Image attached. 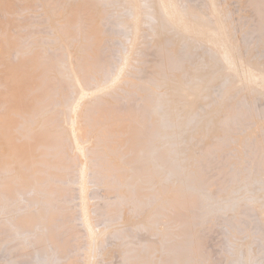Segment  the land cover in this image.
<instances>
[{
    "label": "rangeland",
    "instance_id": "rangeland-1",
    "mask_svg": "<svg viewBox=\"0 0 264 264\" xmlns=\"http://www.w3.org/2000/svg\"><path fill=\"white\" fill-rule=\"evenodd\" d=\"M8 1H9V7L11 6L10 9L13 8V12L15 9L19 10V11L15 10L18 14L16 12L14 13L15 15L17 14L15 19L18 18L17 21L20 23L19 24L20 27L19 26L17 27V29H19L18 31L20 32V33H17V37H19V34H22V35L26 34L25 37L20 35L24 38H22V42L20 43V45H21L20 46V52H19L20 54H18V56L23 55L24 53L26 55L28 54L27 56H29L31 54L33 55L34 52L39 51L38 53H36L34 55L37 56L39 54L38 55L39 57L37 56L36 60H38V59H39L38 61L41 60L40 61L41 63L40 62L38 63V61H37L38 64L36 63V64L32 65L33 63H32V61H30L31 62L30 66L32 65V67H33V68L31 67L32 72H31V70H29V69L28 70L30 71V74H31L34 72L33 70L36 68L35 73H36V71L37 72L39 71V73H36L38 76L41 75V72L43 70L42 75L44 77V82H45V85L50 88L49 89L50 92L45 96V98H47V100H44L42 102L41 106L39 105L41 107V108L39 107L40 110L38 109V111L40 113L36 114L37 113L36 112L33 115L34 117L32 116V118H34V122L32 121L33 119L31 118V116L28 115V118L29 117L31 118V120H29V123L32 124V125H30V124L29 125L31 128L33 127L31 130L32 131L36 130V131L35 132H31V130L26 131L25 129L29 128L28 123L26 121V120H28L26 115H27V113L29 114V112H27L26 115H24L22 117L23 119L20 118L21 120H18L19 119L18 117H20L22 114H24V112H22L24 110V108H22L23 109L22 110L20 108L21 106H18V104L22 105L24 102L28 101V99L33 96L34 91L31 92L33 94L29 93L28 94L29 96H26L25 94L23 96V93H21V91H19V89H16V87L17 88L19 87L21 90L22 87L18 86V85H21L19 83L20 82L19 80H22V78L19 75V77L21 79L18 80L19 77H17L16 79L14 78V80H13L12 77H16L18 75L17 73L20 74V72L18 70V63H20V61H22V59H18V57L17 58L13 57V55H12V57L14 59L12 57L11 58L13 59V61L18 59V63H16L17 61L13 62L11 59L9 60L6 57L2 59V60L6 59V60H4L5 62H3L0 59V79L2 78L3 80H1V82L3 81L5 83L4 84L3 82L2 83L0 82V89H1L0 91L5 92V94H6L5 96H3V98L4 97H5V99L8 98V100H6V102H4L5 99L2 98L3 103H5V104L2 103L3 105L1 104L2 101H0V105H1L0 106V116L2 115L1 117L5 118V120L3 118V121H6V123L11 121V119H12L11 115L12 116L13 115L18 116V117L13 116V118H17V120H18L15 123H14V121H11L14 124L11 122L7 123L8 125L9 124L13 125V126L10 125L9 127L7 126V124L5 122H2V120H1L2 123L0 122V124L1 125L3 123L4 124L2 126L0 125V128L2 127L0 129V131H2L4 129L3 127H5L7 132H14L16 134V132L19 129H22V130H19V131H21L19 133L22 135L23 130H25L24 133H26V134H23L25 136H22V137H23V140L27 139L26 140L27 142H30L33 135H35L37 132H39V130L42 128L45 130L47 129L46 131H47L48 135H47V133H45L46 138L47 137L49 138L50 133H52L53 135H55V134L57 135V136H55L56 138H54V139L51 138V140L56 139V141L58 142V144L56 143V148H54V151L52 152V154L55 152H58V156L56 158L62 157L61 158L62 161L60 163L61 166H59L58 171L60 172V174H62V175L66 174L69 177V181L64 185V187H63V185H60L57 183V185H60L59 187H63L65 189L64 196H66L61 202H58V205L61 207L62 211L67 215L65 222H67V221L70 222L69 223L70 229L72 230V228H75L77 226L76 227L77 232H78L77 239H76L74 244H72L71 242L69 243V245L71 246V249H73L74 253L72 252L71 254H72V257H74L73 260H75L76 264H85L86 263V260L89 257L85 253L86 251H89V254H91L90 260L92 263L94 262V264H108L107 262H110L109 264H155L156 261L158 264H161L160 263L161 261L163 262L162 264H164L165 262H166V264H168V263L179 264L180 261L182 263H185V264H187L188 261H189L188 264H208V263L211 264L210 262H212L214 264H219L220 261H223V264H225V262H226V264H231V263L234 264L235 262L233 261L234 262L233 263L232 259L235 260L237 258L236 260H238V258H240V257L244 258V259L248 258L249 259L248 264H251L252 261H253L252 262L253 264H263V262H264V231H261V233H260V229L258 228V226L261 223H264V222H262V221H264V218H263L264 215L261 214V216H260V215L255 214L254 210L252 209V206H253L252 203L254 204L253 201L264 196V194L262 193V192H264V189L262 188V187H264L263 186L264 183H261V182H264L263 177L261 178V175L264 176L263 175L264 174V167L261 166L262 165L261 162L264 163V158H263V156H264V153H263L264 152V125L262 124V123H264V99H260V95L256 94L254 89H249L248 87L246 88L245 83L244 84L240 83L235 88L233 86L227 85L229 83H230V85L232 84L231 82H229L230 77L228 75H226V78H225V76H222V78H220L219 73H218V71L220 70V64L217 61V59H213L215 57L212 53V50L210 49L211 47L207 46V44L205 45V43L203 44V41L201 43L200 40H197V41L193 40L188 35L185 38H183L184 36H182V34L179 31L176 32L177 30H174L175 28L170 27L171 24L164 22V20L161 19V18H163L162 13L157 8V4H155L156 3L155 0H142V2H143L142 10L147 9L146 10L147 13L143 10L144 13L146 14L145 15L146 17L144 16V13H142L144 16V18H142L143 19L142 23L145 21L144 24H146V25L148 24V25L146 26V25L142 24L143 26H146V27L142 26L141 27V29H143L142 31L140 29V33H142V34L141 35L139 34L138 39L141 38V40H138V41H140V43H138V41H137L138 44L136 45V47H137L136 50L138 49L139 51L137 50V53L135 52V54H134L135 56L134 57L132 56L133 59L130 60L131 64L129 63L131 66L128 67V65H127V67L125 69L126 71L124 70L125 72L123 74H125V75H123V76H125V77H123V76L122 77L126 78V79L124 81H123V79H120L122 81V82L119 81L120 83L118 82L120 84V88L118 87L117 84H116L117 88L115 85L109 86V84H110L109 80H111L113 75L117 72V69H118L117 66H119L118 64H121L123 56L125 55V52H127L126 48H128V46H129L128 44H130L129 43L131 41L130 38H132V37H130L131 35H129V34H132L131 33L132 28L130 29V27H131V23L134 19L133 18L134 16L132 13L133 9L131 8V6L128 7V5L130 4V3L128 4L129 1H127V0H125V1L124 0H101L102 2L99 0H91V1H89V0H44V1L43 0H16V1L8 0ZM11 1L13 4H11ZM108 1H109V3H108ZM223 1H224V6H225V11L227 8V13L225 15L232 22V23H230L231 27L229 24V22H230L229 20H227V21H229L227 23H228L229 27L232 29V32H234V36L239 38V46H241V48L239 47V49H240L241 53H243L245 56L248 57V55L251 53L249 51H252V53L255 51L254 54H252V53L250 54L249 58L250 59L254 58V60H255V57H256V60H258L257 62H259L261 65L262 64L264 65V19H262L264 16H261V14L262 15L264 14V0H259V1L255 0L253 9H251L250 7L253 6L252 2L254 0H251V1L244 0L243 2L244 3L246 2L245 4L242 2V0H240V1L239 0H223ZM122 2H124V3L122 4ZM125 2L128 5H126ZM192 2L195 5H197L199 11L202 14H206L208 16V13H209V15H210V8H209L207 0H192ZM238 2L239 3L242 2L241 6H243L242 4H244V7H246V8H242V7L238 6V5H240ZM256 2H259L258 4H260V5L258 6L257 4H255ZM236 3H237V5H236ZM77 4H79V6ZM155 5H156V7H155ZM234 5H235V7H234ZM40 6H42V7H40ZM144 6H146V7H144ZM230 6H231V9H230ZM255 6H256V8H255ZM260 6H262V7L260 8ZM6 7H8V6H6ZM258 7L260 9H258ZM101 8H102V10L100 11ZM103 8H105V9H103ZM150 8H152V9H150ZM208 8H209V10H208L209 12L207 11ZM233 8H237V9H233ZM248 8L251 11L248 10ZM88 9H89V11H88ZM96 9L97 10L99 9L98 10L99 12ZM155 9H156V11H155ZM238 9L240 11L242 10L241 13ZM243 9H245V10L243 11ZM255 9L259 10V12L257 13V10H255ZM7 10H9V9H7ZM118 10H120V11H118ZM157 10H159L160 12L159 11L157 12ZM230 10H232V11H230ZM4 11H5V14H3L4 16L6 14H9V15H11V14L8 13V11L6 12V8H5V10L3 9L2 11H0V13H1L0 14V29H1V31H0V37H1L0 38V44L5 49H7V47H5V46L8 45V43H9L8 41H10V40H8V38H10V39L14 38L13 36L16 35L17 29L15 26L18 25V22L16 23L17 25H15L16 21L14 22V20H13L14 24L11 22L10 19H9V21L11 23L6 21V20H8V18L14 19L15 15L13 14L14 16L11 15L9 17H8V15H6V17L4 18V16L2 15V12L4 13ZM25 11L26 12L28 11V12L26 13ZM238 11H239V13H238ZM248 11L250 13H246ZM155 12H156V14H154L155 16L153 17L152 13H155ZM231 12H232V14H231ZM243 12H245L247 15H245ZM235 13L239 14L240 18L237 17L238 15L235 16L236 15ZM242 13L244 16L242 15ZM65 14H67L68 16H65ZM97 14H98V17H97ZM248 14H249V16H248ZM258 14H260V15H258ZM28 15H30V16H28ZM76 15H77V19H76ZM149 15H151V16L149 17ZM156 15L157 16L159 15L158 18L160 19V21ZM233 16H235V17H233ZM250 16L252 18L249 19ZM254 16H257V17L255 18ZM231 17H233V19ZM1 18L2 19L4 18V19L2 20ZM58 18H60V19H58ZM53 19L55 20L54 22H53ZM129 19L132 21L131 22L128 21ZM48 20H49V22H48ZM73 20H75V21L73 22ZM97 20H99V21L96 22ZM161 20H163V21H161ZM238 20H239V22H238ZM241 20L243 22L245 20V23L240 24V22H242ZM248 20L249 21L251 20V21L249 22ZM260 20H262L263 23L260 22ZM32 21H33V23H32ZM52 22H53V26H52ZM95 22H96V24H95ZM234 22L237 24H235ZM254 22H255V24H254ZM165 23H167V24H165ZM11 24H13L14 26L13 25L11 26ZM24 24H25V26H24ZM150 24H151V26H150ZM158 24H159V26L160 25H162V26L159 27ZM97 25H98V27H97ZM119 25H121V26H119ZM122 25H124L125 27ZM163 25H164V27H163ZM246 25H249V27H251V28L249 29V27L248 26L246 27ZM156 26L158 27L157 29L154 28ZM165 26H167L168 28H165ZM12 27H14L15 28L14 30H16V31H14L15 34H13V32H12L13 31ZM53 27H55L56 29ZM24 28L26 30H24ZM149 28L152 31H150ZM20 29L22 31H20ZM158 29H160V32L159 31H157V32L160 34H158L156 32V30H158ZM162 29H164V30H162ZM166 29H169L170 31L166 30ZM9 30L11 31L10 34L8 33V32H10ZM56 30L58 32L60 30V33H58ZM235 30H236L237 34H235L236 33ZM238 30H239V32H238ZM4 31L5 32L7 31V32L5 33ZM53 31L55 32L54 34H53ZM242 31H244L245 33ZM22 32L23 33L25 32V33L23 34ZM172 32H173V35H172ZM249 33H250V35H249ZM56 34H58V35H56ZM65 34H66V36H65ZM246 34H247V36H246ZM151 35H153L155 37L152 38L153 36L150 37ZM179 35L181 36V39H178V38H180ZM160 36H162V37H160ZM250 36H253V37H250ZM145 37H147V38L145 39ZM187 37H189V38H187ZM58 38H61V39H58ZM101 38H102V41H101ZM123 38H124L126 43L124 42ZM126 38H127V40H126ZM142 38H143V40H142ZM255 38L257 41L256 40L254 41ZM154 39L156 40L155 43L153 42V41H155ZM157 39H161V40H158V42H157ZM260 39H261V41H260ZM128 40H130V41H128ZM45 41H47V42H45ZM60 41L61 42L64 41V43H61ZM192 41H194V42L191 43ZM151 42H153L154 44ZM160 42H163V43H160ZM186 42H188V43H186ZM241 42H242V44H241ZM67 43H69V44L67 45ZM22 44H23V46H22ZM73 44H74V46H73ZM78 44H79V46H78ZM126 44L128 45L127 47H126ZM141 44H144V45H141ZM176 44H178L179 46ZM199 44H201V45H199ZM252 44L255 46V48L250 47V48H253V49H250L249 46H252ZM189 46H191V47H189ZM65 47H67V48H65ZM73 47H74V50H73ZM173 47H174L175 52L173 50ZM176 48H178V49H176ZM203 48H204V50H203ZM248 48H249V50L247 51ZM97 49H98V54L96 52ZM199 50L202 52H200ZM69 51H72V52H69ZM73 51H75L76 53ZM155 51H156V53H154ZM68 52H69V55H68ZM246 52H248V53H246ZM71 53L73 55H70ZM202 53H203V55H202ZM74 54H76L75 57H74ZM185 54H186V56H185ZM197 54H199V55H197ZM206 54H207V57H206ZM155 55H156V59H154V61H152ZM68 56L69 57L71 56V58L69 59ZM207 58L209 61L207 60ZM67 59L71 61V67H69L70 65H68V64L70 63V61H68ZM205 59L209 63H211L212 60H214V62H212L213 64L218 62L215 65L218 66L219 68L216 66H213L212 63L210 65H209V63H208V65H206L207 62ZM85 60L87 63L89 73L91 74L87 78L81 77L82 75L80 72V62L85 61ZM138 60H140V61H138ZM261 61H262V63H261ZM11 62L15 63V65L16 64L17 65L14 66V64H12ZM9 63H11L14 68H12V65L10 64L11 65L10 66ZM5 64L8 65V66L7 65L6 66L9 69L5 66ZM152 64H153V68L155 65L154 73H148L147 74L148 71L153 70ZM40 66H41V68H40ZM136 66H138V67H136ZM38 67L40 69H37ZM4 68L7 70L5 71ZM71 68H73L74 70H72ZM127 68H129V70ZM201 68H202V70H201ZM211 68H213V73H212ZM214 68H216L215 72L217 71V73L214 72ZM14 69H16V70H14ZM26 69H27V67H26ZM8 70H12L15 73L14 74L11 71H9V72H11V74H13V76L10 78H9L10 75H7V74H9V73H7ZM15 71H18V72H15ZM76 71H77V73H76ZM205 71H207L208 73L210 71L212 73V74L209 73L210 76L215 75L214 79L220 78V80L215 79V81H214L213 76L210 77L208 75V73ZM4 72H6L7 74H5ZM63 72H65V73H63ZM78 72L80 73L81 76H79ZM199 72H201V74ZM3 73H4V75H3ZM74 73H76L78 75V77H80L79 79H80L81 84L88 87L89 89H96V88L100 87L98 90H96V92L97 91L99 92V90L101 89L102 83L104 85H106V84L108 85L107 86L108 88L106 89L107 92L106 91L102 92L103 87L106 88L105 86H103L102 90H100V94L98 92H97L98 95L96 94V92H95V94L93 93L94 99L89 96V97H87L89 99L86 98L87 100L84 98L83 102H86V103H83V102L80 103L82 110L79 109V111L82 113L79 112V115H80L79 117L83 121L81 123L83 128H82V131L80 132L81 135L78 134L79 137L81 136L80 139L77 135L78 140H80L81 144L84 143L85 144L84 146L88 145V147L89 146L91 147V148L86 147V149H85L86 154L84 153V156H80V159H82L84 161L85 158L87 159V157H89L87 160H85L87 162H84V163H87V164H85V167L88 169L87 170L88 172L86 171L87 172L86 177L88 178V176L90 175L89 178L87 179V181L89 183V189H90L89 202H90V204H92L91 205L92 207L90 206L89 208H91L90 211L92 212V217H93V218L91 217V219H94L91 221L95 224V227L97 230V235H98L97 240L99 239L98 243H94L95 240H93V242H92L91 240L86 238V235H85L86 231L84 230V227L78 225V223H80V221H81L79 219V217L81 216V205H80V203H81L80 198L81 197L79 194L80 193V190H79L80 185L78 186L77 184L78 183L81 184V182H80L81 181L80 180L81 179L80 178L81 172L79 171V169H81L82 163H79L80 159L78 157H79L80 153L79 152L75 153V151H77V150H75V148L73 147L72 141H71V136L68 132V126H69L68 123L70 121L71 110H72L71 108H73L74 104L76 103L77 97L80 95V92H78V91H80L78 88L80 86H78L79 83L76 82V80L74 79V77H75ZM176 73L179 74L180 77L179 76L176 77L177 76ZM205 73H207V74L205 75ZM190 74L192 75V77ZM195 74L199 75V77ZM216 74H218L217 77H216ZM1 75L8 76V79H7V77L3 78ZM126 75L130 78L126 77ZM146 75H149V76H146ZM193 75H195V76H193ZM207 76H209V77H207ZM176 78L177 79L180 78V84L182 86H180V84L178 83L179 79L177 80ZM208 78H211V79H208ZM129 79H131L130 82H129ZM161 79H162V81H161ZM165 79H166V81H165ZM204 79L205 80L208 79L209 81L207 80V83H205L206 81ZM212 79H213V81H212ZM226 79L229 80L228 83H225V82H227ZM172 80H174V81H172ZM183 80H184V82H183ZM216 80H218V81H216ZM221 80L223 81L224 84H222ZM132 81H133V83H132ZM134 81H135V83H134ZM169 81H170V83H169ZM202 81H204V82L201 83ZM141 82H143V84ZM158 82H160L161 85ZM208 82L210 84L209 86H208ZM156 83H158L160 86ZM204 83H205L207 89L203 87V86H205ZM190 84H192V85H190ZM199 84L203 85V86L200 85V87L202 86L203 89L201 88L199 90L200 87L197 88V86H199ZM221 84H222V86H221ZM147 85H149V86H147ZM177 85L180 86V88ZM189 85H190V87H189ZM239 85L241 86L240 88L238 87ZM220 86L225 87V88L223 89ZM12 87H14V88H12ZM149 87H151L152 89ZM183 87H186V88H183ZM230 87H231V89H230ZM8 88H9V90H7ZM110 88H111V90L108 91V89H110ZM112 88H113V90H112ZM177 88H178V90H177ZM188 88H189V91L194 90V91H196V93L198 92L197 96L199 98H196L195 96H194L195 98L191 97L190 99H193V100H190V102H189L188 97H183V96H186L187 93L185 95V93L182 92L183 91L182 89H184V92H186L188 90ZM194 88H197L199 91L197 89L195 90ZM159 89H161V90L163 89L162 91L164 93L170 92L169 93L170 96H168V94H163V92L162 91L160 92ZM233 89H236V90H234V92H233ZM14 90H16V91H14ZM155 90L159 91L160 93L156 92ZM164 90H166V91H164ZM176 90H177V93L180 90V92L183 94H181L179 92L178 93L179 95H178L177 93H175ZM8 91H13V92L19 91L18 95H20V93H21L22 98H21V96H20V99L18 98L19 96L15 97L17 95L15 93H12V92H9L11 96L7 95ZM201 91H202V94L205 92V94H204L205 96H203L201 94ZM101 92H102V94H101ZM199 92H200V94H199ZM224 92L227 96L232 95V98L228 99L229 101L227 100L228 97H226ZM103 93H105V94H103ZM13 94H14V96H13ZM241 94H242V96H241ZM160 95H163V96H160ZM233 95H234V97H233ZM6 96H7V98H6ZM12 96L14 99L13 103L11 101ZM175 96H179V97H177V100L175 99L176 98ZM250 96H251V98H250ZM1 97H2V95H1ZM59 97H61L62 99ZM162 97L165 99H163ZM222 97H226V98H222ZM101 98L102 99L105 98L107 100V107H108L109 111L107 113H106V111H100V113L99 112L96 113L97 117L95 116V117L91 118L92 122L86 123V121H85L87 119L86 115L88 114L87 112L90 109V106L94 105L93 103H95L97 100H99ZM184 98H186V99H184ZM15 99L16 100L19 99V101L18 100L16 101ZM182 99H183V102H182ZM194 99L196 100V102H194ZM198 99L200 101H197ZM221 99L223 101H221ZM247 99H248V101H247ZM20 100H22V101H20ZM185 100H187V101L184 102ZM15 101H16V103L18 102L16 104L17 107L15 106ZM103 101H101V102H103ZM191 101H192V103H191ZM19 102H21V103H19ZM188 102L191 105L195 104L196 109L194 106L193 107L191 105L187 106V105H189ZM220 102L222 103L221 105H220ZM46 103H47V105H46ZM152 103H157L159 105V110H161V111H163V109L166 108L168 110L169 116L172 118L171 120L169 119L170 120L169 126H171V127H168L170 129V132L172 131V133L169 132V136H168L169 138L167 139V141L165 143L167 147L171 143L170 144L171 149L169 147L168 148L171 150L172 154L169 155V157L171 156L170 159L168 157H167V159L165 157L164 158L162 157L164 160L168 161V164L166 163V161H163L162 159H160L161 155L159 157V155L157 153L152 151L151 146L154 145L156 142H158V140L161 139L160 134L158 132H155V130L153 129L155 127V125H154L155 122L158 120L157 119L158 115H156V111H154V113H155L154 114L153 111H151L150 109L146 110V108L150 107ZM83 104H84V106H83ZM98 105H99V102H98ZM170 105H172V106L170 107ZM212 105H213V107H212ZM216 105H218L219 110H217V108H215ZM223 105L224 106L226 105L225 108L223 107ZM24 106L25 105H22V107H24ZM48 106L50 108H48ZM9 107L14 109V111L12 109H10ZM13 107H16V109H18L16 115H15V113L11 114V111L16 112L15 111L16 109ZM57 107H59V108H57ZM182 107H183V109L181 110ZM186 107L191 108V109H189L190 113H188V114L186 113L188 111ZM210 107H212V108L210 109ZM244 107H245V109H244ZM20 109H21V111H20ZM200 109H201V111H198ZM230 109H231V112H230ZM111 110H114L115 112L111 113ZM195 110H196V112H195ZM3 111H4V113H3ZM18 111L20 113L22 112L20 116H19ZM42 111H44V112H42ZM182 112H184V113H182ZM206 112H209V113L211 112L210 114H213V112H214V114L210 115L208 113L209 114L208 115ZM205 113H206V115H205ZM7 114H10L9 115L10 121L8 120ZM183 114H184V116H183ZM46 115H47V117H46ZM68 115H70V116H68ZM215 115L220 116V119L218 117V120H217V117ZM37 116H38V118H37ZM251 116H254L255 118L251 117ZM25 117L27 119H25ZM44 117H45V119H44ZM174 117H176V118H174ZM184 117H187L186 120ZM207 117H208V119H206ZM211 117H213V118H211ZM41 118H42V120H40ZM12 120H15V119H12ZM23 120L26 122L24 123ZM199 120H200V122H199ZM20 121L23 124H20L21 123ZM45 121H46V124H45ZM205 121H206V123H205ZM211 121H213V122L215 121V124L213 122L211 123ZM64 122H67V124H65ZM180 122H182V123H180ZM196 122H197V124H196ZM37 123H39V124H37ZM200 123H202V124H200ZM258 123H259V125H258ZM5 124H6V126H5ZM16 124L18 125V127ZM24 124L28 128L23 126ZM198 124H200V127ZM44 125L45 126L49 125V126L48 127L46 126L47 127L46 128ZM197 125H198L199 130L202 132V135L200 134L201 132L196 131V130H198L196 128ZM214 125L218 126L219 128H216V126H215V128H213V131L215 129L216 130L213 133V131H211V130H212V127H214ZM14 126H16L18 129ZM24 127H25V129H23ZM179 127H181V129ZM190 127L193 129H190V131H189L188 129ZM210 127H211V129H210ZM54 128L56 129L55 132H54ZM172 128H173V130H172ZM14 129L16 131H14ZM83 129H86V130H83ZM202 130L204 131V133ZM93 131H94V134H93ZM130 131H135V132H138L140 134L141 139L139 141V149L141 150V152H139V153H141V155H138V153L136 154V152L132 151L129 147L128 135H129ZM150 131H151V133H150ZM218 131H219V133H218ZM253 131H254V134H253ZM3 132L4 131H2L0 133L4 136L7 132H4L5 134H3ZM27 132H30L29 133L30 138L27 137V136H29L27 134ZM190 132L192 133V135H190L191 134ZM216 132H217V135H215ZM246 132H248V134ZM250 132H252V136H251ZM31 133H33V134L31 135ZM83 133L86 135H84ZM193 133L195 136L196 135L197 136L199 135V136L198 137L196 136L197 137L196 138L193 135ZM1 134H0V140L2 141V139H3L5 141V138L6 137L8 138L10 133L9 134L7 133L5 138H2L3 136ZM20 134H17L19 139L22 138ZM167 135L168 134H166V136ZM247 135H249V136L247 137ZM13 136H15L16 138ZM17 136L13 134L12 136L10 135V137H9L10 139L8 138L11 142H13L12 145L10 142V144L8 145L9 147L7 146V148H9L10 150L7 149L6 147H5L6 150L4 148V145L6 146L9 142L8 139H7V141H5V144L2 141L1 145H0V149H1L2 143L4 144L2 146L3 148L1 149V150L4 149L3 150L4 152H2L0 150L1 155L4 153L3 156L0 155V157H3V158H0L1 159L0 161L1 162L6 161L7 163L6 162L5 163L8 166V167L5 166L6 164L4 162H2L0 164V167H1L0 171L4 168V166L6 167V169H8V171L6 169H4V171H1L0 173L4 174L6 176L8 174H11L10 175L11 177L9 175L6 177V179H8V177H9V180L11 182L9 184L11 187L8 186L10 188V195H12V193L14 192L13 189L19 184V183H16L15 180H17L19 182V178L21 176H23V174H24V173L21 174V172H25V170H23V167L25 169H27V167H25V166H28V168L30 169V170L29 169L27 170L28 174L34 172V170H35L34 167H32L33 165L28 163L29 159L26 158V155L29 156V154H30V150H28L29 143L27 146V142H25V141L23 142L22 139L19 140L17 138ZM120 136H121V138H119ZM186 136H188V137H186ZM11 137H13V139L14 138L15 139L11 140ZM236 137H239L241 139L236 138ZM234 138H235V140L236 139H239V140L235 141ZM246 138L249 141L245 140ZM259 138H261V139L259 140ZM88 139H90V140L88 141ZM91 139H93V141H91ZM183 139L185 140V142H187V144L184 142ZM44 140H45V138H44ZM207 140H208L209 144H208ZM90 141H91V143H90ZM21 142L23 145L25 143L24 146L26 148L24 146H22V148H21L20 145H18V144H21ZM188 142H189V145L193 148L188 146ZM258 142H261V144ZM92 143H94V144H92ZM191 143H192V145H191ZM233 143L235 145H237L238 147L234 146ZM256 143L258 145H256ZM14 144L18 145V146L16 145L17 150H16V148H15L16 146H14ZM185 145H186V147H185ZM259 145L262 146V148L259 147ZM12 146H14L13 152L17 153V155L15 153L16 156H14V158L16 157L15 160H14V158H13V160H12V158H10L11 156L14 155V153L10 154L12 152V150H11ZM19 147H20V149H19ZM103 147H105L106 151ZM239 147H241V148H239ZM254 147H256V149ZM258 147H259V149H258ZM14 148L16 151L14 150ZM65 148H66V150H65ZM21 149H22V151H20ZM186 149H188V150H186ZM257 149L259 151H257ZM24 150H25V152H24L25 153V160L23 159V157H24L23 151ZM26 150H28L29 152H27ZM189 150L190 151L192 150V154L194 155V157L189 152ZM237 150H238V152H237ZM260 150L263 154L262 155L263 159H260V157H261ZM69 151H70V153H69ZM7 152L10 155H6ZM18 153H23L22 154L23 157H20V154H18ZM71 153H75V155L74 154L72 155ZM183 153H184V155H183ZM220 154L221 155L223 154V155L221 156ZM255 154H258V155L260 154V156L255 155ZM5 155L7 157L9 156L10 159L9 158L8 159L10 161L12 160L13 162L14 161L16 162L17 160L20 159L16 163L14 162V164L19 165L20 168L17 167V165H13L11 162L10 163L13 166L12 165L9 166V164H8L9 160H7V158H4ZM128 155H129V157H128ZM122 156L124 157V159ZM125 156H126V158H125ZM253 157L255 159L258 158L259 160L258 159L255 160ZM21 159H22V161H21ZM82 160H81V162H83ZM161 160L164 163H162ZM192 160H194V161L192 162ZM257 160H258V163H257ZM241 161H243V162H241ZM116 162H118V163H116ZM214 162H216V163L214 164ZM21 163H22L23 167H22V165H20ZM107 164L109 166H107ZM111 164H112V166H111ZM126 164H128V165H126ZM190 164H192V166ZM1 165H4V166H1ZM122 165H124V166H122ZM189 165L191 166V168L194 171L191 170ZM14 166H16L17 168ZM78 166H80V167H78ZM104 166H106V167H104ZM116 166H118V167H116ZM164 166H165V168H163ZM129 167L131 168V170ZM187 167H188V169L190 168V171L187 169ZM251 167H253V168H251ZM18 168L21 169V172L17 171ZM117 168H118V170H116ZM133 168H134V170H133ZM227 169H228V171H227ZM103 171H104L105 175H104ZM113 171H114V174L111 175L110 173L111 172L113 173ZM119 171L121 172L122 180L120 179L121 177H120ZM165 171H166V173H164ZM186 171L189 173H187ZM3 172H5V173H3ZM144 172H146V173H144ZM193 173H195L196 174L195 176H197V177H195ZM144 174H145V176H144ZM16 175L19 177H17ZM160 175H161V177H160ZM256 175L259 179L256 177ZM112 177H114L116 179V182H115V179ZM130 177H132V178H130ZM146 177H147V179H146ZM194 177L197 179V182H196V179ZM251 177L253 178V181H252ZM78 178H79V180H78ZM168 178H169V180H168ZM260 178H261V181H260ZM148 179H150V181ZM178 179H179V181H178ZM241 179H242V181H241ZM256 179H257V181H256ZM144 180L148 181L150 183L148 184V183L144 182ZM174 180H176V181H174ZM243 181L245 182L246 185L243 183ZM258 181H260V182H258ZM2 182H4V179ZM2 182L0 181V183H2ZM103 182H105V183H103ZM120 182H123V183H120ZM174 182L176 184H174ZM239 183H240V185L242 184V186H240ZM251 183H253V184H251ZM115 184H116V186H115ZM119 184H120V187L118 186ZM143 184H145L144 187H142ZM193 184L196 187L192 186ZM148 187H150V188H148ZM191 187H193V188L191 189ZM240 187H242V188H240ZM246 187H247V189H246ZM1 188H0V190H1ZM99 188H101V189H99ZM143 188H144V190H143ZM188 188H189V191H188ZM243 188H245V189H243ZM102 189H104V190H102ZM148 189H151L150 190L151 192ZM237 189H238V191H237ZM126 190H127V192H126ZM198 190H199V192H198ZM254 190H257V191L255 192ZM147 191L150 194H148ZM245 191H246V193H245ZM257 192H258V194L261 193L262 196H258ZM119 193H121V194H119ZM254 193H256V194H254ZM246 194H248V195L246 196ZM145 195H147L148 198L145 197ZM219 195L220 196L222 195L221 196L222 198ZM218 196H219V199H218ZM254 196H256V198ZM248 197H250V198H248ZM166 199H167V202H166ZM220 199H222V200H220ZM226 199H228V200H226ZM237 200H238V202H237ZM30 202H33V204ZM117 202L120 204H118ZM225 202H227V203H225ZM121 203L124 205L121 206ZM1 204H2V202L0 201V218H1L0 224L1 225L4 222L6 223L7 221H9L11 219V214H13L16 210H19V208H23L25 211L40 210L42 212L43 218L46 219L47 213L44 212V209L46 208V206H47V209L50 207L48 203L41 202L40 200L33 199V198L27 199V201L22 202V204H20L18 206H15V204H13V203H11V206L9 205L10 207L9 206L6 207L4 205L1 206ZM102 204L104 205V208L106 209L105 212H103V213H104V215L105 214L106 215L104 218L99 220L97 215H96V212H95L97 210V209H95L96 208L95 206H99V205L101 206ZM117 206H121V207L119 208ZM206 206H208V207H206ZM248 208L249 209L251 208L250 209V211H251L250 217L251 218L249 217L250 221H248V218H247L250 215V213H249L250 211ZM229 209H231L232 212ZM148 211H149V213H148ZM190 211H192V212H190ZM213 212H215L216 214L214 215ZM145 213H147L148 215ZM231 213H233V214H231ZM202 214H206V215H202ZM124 215H126V219H124ZM144 215L148 219L145 218ZM262 215H263V217H262ZM20 216L21 215H19V217ZM209 216L211 218H214V217L215 218L211 219ZM242 216L245 220L248 221V223H245L247 221H245V220L243 221V218H240ZM245 216H246V218H245ZM153 217H154V220H153ZM151 219L154 221V223L151 222ZM209 219H211V220H209ZM131 220H134V221H131ZM231 220H233V221H231ZM202 222H203V224H202ZM210 223H211V225L209 226ZM244 223L246 224V226H248V230H247V227L245 226ZM143 224H145V226ZM192 224H195V225H192ZM158 225H160V226H158ZM124 226L126 228L129 227L128 228L129 230L127 229V231H126ZM161 226H162V228H160ZM144 228H145V230H143ZM156 228H159V229L157 230ZM3 229H2V227L0 228V245H1L0 246V264L1 263H3V264L12 263L13 260L15 261L17 259L18 260L24 259V256L26 255L23 253L24 251H28V253H33L35 249H38V247H40L42 245L45 246L44 249L48 254V255L46 254L45 258L42 259V261H41L42 263H53L52 260L54 258L56 261H59V262L61 261L60 260V258H62L61 253L57 254L58 258H56V254L51 253L53 251V249L50 247V241L49 240L44 241L42 243V245L41 244L33 245L32 241H31L32 238H29L30 235H33L32 233H30L29 235H25L23 239H20L22 232L19 228L13 229L12 227H10L6 231H3ZM153 229H155L157 231V233H155V230L153 231ZM176 229H177V231H176ZM164 230H166V232ZM194 231H195V233H194ZM230 231H232V232H230ZM238 231H239V233H238ZM250 231H252V232H250ZM112 232H120V235L109 239L108 235ZM143 233H144V235H142ZM243 233H244V235H243ZM155 235H157L160 238H158ZM249 235L251 236V238H249L250 237ZM8 236H10V237L7 238ZM144 236H145V238H144ZM156 237L158 239H156ZM163 238H165V240ZM221 238H223V239H221ZM101 239H103V240L101 241ZM97 240H96V242H97ZM243 240L244 241L246 240L245 241L246 244H245V242H242ZM249 240L251 242L253 241L252 244L250 243ZM151 241L154 243H152ZM165 241H168V242L164 243ZM21 242H27V244L24 245L25 247L21 248V246H20ZM156 242H158V243L155 244ZM234 242L236 244L238 242V244L236 245ZM125 243H126V245H125ZM130 243H132V244H130ZM163 243H164V246H166V247L163 246ZM241 243H242V245H241ZM247 243H249L248 246H247ZM133 244H135V245H133ZM143 244H145V245H143ZM187 244L189 246L188 252L186 253V255L185 254L182 255L181 251L179 249L183 245H187ZM112 245H114V246H112ZM139 245H141V246H139ZM149 245H150V247H149ZM154 245H155V247H154ZM86 246H87V248H86ZM92 246H93V249H91ZM146 246H148V247H146ZM241 246H243V247H241ZM244 246H247L248 248L244 247ZM145 247L147 249H150V251L146 250ZM109 248H111L113 252ZM154 248H155V250H153ZM159 248H162V249L159 250ZM132 249H133V251H132ZM164 250L167 251V253ZM170 250H172L173 252L171 251V253L169 254L168 252H170ZM206 250H207V252H206ZM262 250H263V252H262ZM211 252L215 253V254H212L213 257L210 254ZM246 252L247 253L249 252L248 254H250V255L248 256V254ZM252 252H253V254H252ZM172 253H174V255L177 256V258H175ZM110 254H111V256H110ZM167 254H169L171 256V258ZM150 255H153V256H150ZM210 255H211L212 260L210 259ZM230 256H231V258H230ZM183 257H185V258L183 259ZM228 257H229V259H226ZM108 258H110V259L108 260ZM151 258L152 259L154 258V259L152 260ZM230 259H231V261L229 262ZM250 259H251V261H250ZM106 260H108V261H106ZM194 260H195V262H193ZM218 260H219V262H218ZM142 261H143V263H142ZM258 261H260L262 263H257ZM111 262H114V263H111ZM31 263H32V261H31ZM61 263L67 264V263H63V260ZM220 263H222V262H220Z\"/></svg>",
    "mask_w": 264,
    "mask_h": 264
},
{
    "label": "bare ground",
    "instance_id": "bare-ground-1",
    "mask_svg": "<svg viewBox=\"0 0 264 264\" xmlns=\"http://www.w3.org/2000/svg\"><path fill=\"white\" fill-rule=\"evenodd\" d=\"M14 1H16V0H14ZM44 1V0H43ZM89 1H91V0H89ZM88 1V2H89ZM99 1H101V0H99ZM125 1V0H124ZM127 1H129L128 2V4H126V2ZM126 2H125V4L126 5H128V7H130L131 6V8L133 9V11H132V13H133V21L132 20H128V21H132V23H131V27H130V29L132 30V34H129V35H131L130 37H132V38H130L131 39V41L130 40H128V41H130L129 43L130 44H126V47L128 46V48H126L127 49V52H125V55L123 56V59H122V61H121V64H118L119 66H117V72L113 75V77H112V79L111 80H109L110 81V84H109V86L110 85H115L116 86V88H117V85H118V87L120 88V82L119 81H121L120 79H123V81L126 79V78H123V77H125V76H123V75H125V74H123L126 70V67H127V65H128V67L129 66H131L130 64V60L131 59H133V57L135 56L134 54H135V52L137 53V50H136V45L138 44V43H140V41H138V40H141V38L140 39H138V37H139V34L141 35L142 33H140V29H141V27L143 26V25H146V24H144V22L142 23V18H144V16L146 15L145 13H144V11L146 12V10H142V4H143V2H142V0H127ZM208 1V5H209V8H210V15H209V13H208V16L206 15V14H202L200 11H199V9H198V7H197V5H195L193 2H192V0H155V4H157V8L161 11V13H162V17L163 18H161V19H163L164 20V22H167V23H169V24H171L170 25V27H173V28H175L174 30H177L176 32H180L181 34H182V36H184L183 38H185L187 35L188 36H190L193 40H195V41H197V40H200L201 41V43H202V41H203V44L205 43V45L207 44V46H210L211 48V50H212V53H213V55H214V57L215 58H213V59H217V61L219 62V64H220V70L218 69L219 67L218 66H216L215 64L216 63H218V62H216L215 64H213L212 62H214V60H212V65L213 66H216V67H218L217 69L219 70L218 71V73H219V76H220V78H222V76H225V78H226V75H228L230 78V81L229 80H227V82H225V83H228V81L229 82H231L232 84L230 85V83L229 84H227V85H229V86H233L234 88L235 87H237V85L238 84H240V83H245V86H246V88L248 87L249 89H254L255 90V93L256 94H259L260 95V99H264V65L262 66L259 62H257L258 60H256V57H255V60H254V58L253 59H250L249 57H250V54L252 53V51H249V52H251L249 55H248V57L247 56H245L243 53H241V51H240V49H239V47L241 48V46H239V38H237V37H235L234 36V32H232V29L230 28L231 27V24L230 23H232L231 22V20H229V18L228 17H226V13H227V8H226V11H225V6H224V1L223 0H207ZM240 1V0H239ZM244 0H242V2H243ZM248 1H251V0H248ZM257 1V0H256ZM259 1V0H258ZM6 2V3H5ZM29 2V1H28ZM31 2V1H30ZM64 2V1H63ZM62 2V3H63ZM77 2V1H76ZM87 2V3H88ZM95 2V1H94ZM102 2V1H101ZM100 2V3H101ZM114 2V1H113ZM234 2V1H233ZM232 2V3H233ZM241 2V3H242ZM254 2H255V0L252 2V4H253V6L252 7H250L251 9H253V7H254ZM24 3V2H23ZM26 3V2H25ZM107 3V2H106ZM108 3H109V1H108ZM124 2H122V4H123ZM226 3V2H225ZM239 3V2H238ZM241 3H239L240 5H238V6H240V7H242V8H246V7H244V4L246 3H244V4H242L243 6H241ZM249 3V2H248ZM259 2H256L255 4H257L258 6L260 5V4H258ZM11 4H13L12 3V1H11ZM17 4V3H16ZM28 4V3H27ZM41 4V3H40ZM76 4V3H75ZM118 4V3H117ZM121 4V5H122ZM146 4V3H145ZM144 4V5H145ZM198 4V3H197ZM24 5V4H23ZM34 5V4H33ZM78 6H79V4H77ZM82 5V4H81ZM80 5V6H81ZM88 5V4H87ZM96 5V4H95ZM119 5V4H118ZM120 5V6H121ZM147 5V4H146ZM230 5V4H229ZM236 5H237V3H236ZM262 5V4H261ZM6 6H8L9 7V1L8 0H0V11H2L3 9L5 10V8H6V12L8 11V13H10L11 15H13L18 9H15L14 10V12H13V8L12 9H10L11 8V6L8 8V7H6ZM39 6V5H38ZM84 6V5H83ZM100 6V5H99ZM116 6V5H115ZM148 6V5H147ZM40 7H42V6H40ZM73 7V6H72ZM76 7V6H75ZM107 7V6H106ZM127 7V6H126ZM144 7H146V6H144ZM155 7H156V5H155ZM234 7H235V5H234ZM237 7V6H236ZM262 6H260V8H261ZM3 8V9H2ZM15 8V7H14ZM99 8V7H98ZM109 8V7H108ZM209 8L207 9V11L209 10ZM238 8V7H237ZM237 8H233V9H237ZM255 8H256V6H255ZM259 7H258V9H260ZM7 9H9V10H7ZM103 9H105V8H103ZM116 9V8H115ZM150 9H152V8H150ZM230 9H231V6H230ZM97 10V9H96ZM99 10V9H98ZM97 10V11H98ZM102 10V8L100 9V11ZM121 10V9H120ZM120 10H118V11H120ZM123 10V9H122ZM127 10V9H126ZM154 10V9H153ZM159 10H157V12L159 11ZM204 10V9H203ZM239 10V9H238ZM245 9H243V11H244ZM248 10H250L249 8H248ZM255 10H257V9H255ZM19 11V10H18ZM35 11V10H34ZM61 11V10H60ZM88 11H89V9H88ZM143 11V12H142ZM155 11H156V9H155ZM159 11V12H160ZM230 11H232V10H230ZM234 11V10H233ZM240 11V10H239ZM239 11H238V13H239ZM242 11V10H241ZM241 11H240V13H241ZM247 11V10H246ZM251 11V10H250ZM262 11V10H261ZM26 12V11H25ZM28 12V11H27ZM26 12V13H27ZM47 12V11H46ZM99 12V11H98ZM122 12V11H121ZM209 12V11H208ZM259 12V10H257V13ZM17 13V12H16ZM32 13V12H31ZM68 13V12H67ZM89 13V12H88ZM123 13V12H122ZM142 13H144V16H143V14ZM147 13V12H146ZM245 15H247L246 13H250L249 11L248 12H243ZM243 13H242V15H243ZM1 14V13H0ZM3 14H5V11H4V13L2 12V15ZM18 14V13H17ZM16 14V15H17ZM48 14V13H47ZM153 14V17L155 16L154 14H156V12L155 13H152ZM231 14H232V12H231ZM236 14V13H235ZM261 14V13H260ZM260 14H258V15H260ZM6 15H8V17L9 16H11V15H9V14H6ZM6 15L4 16V18L6 17ZM15 15V14H14ZM13 15V16H14ZM16 15L14 16V19L13 18H8V20H6V21H8V22H10L9 21V19L11 20V22L13 23V20H14V22H15V25H17L16 23L18 22L17 21V19L18 18H16L15 19V17H16ZM123 15V14H122ZM206 15V16H205ZM238 15V16H237ZM241 15V14H240ZM251 15V14H250ZM254 15V14H253ZM12 16V17H13ZM28 16H30V15H28ZM65 16H68L67 14H65ZM73 16V15H72ZM71 16V17H72ZM151 15H149V17H150ZM157 16V15H156ZM159 16V15H158ZM158 16H157V18H158ZM235 16H237V17H239V14H236ZM235 16H233V17H235ZM244 16V15H243ZM248 16H249V14H248ZM261 16H264V14L262 15L261 14ZM64 17V16H63ZM97 17H98V14H97ZM146 17V16H145ZM233 17H231L232 19H233ZM236 17V18H237ZM246 17V16H245ZM244 17V18H245ZM255 18L257 17V16H254ZM3 18V19H4ZM51 18V17H50ZM61 18V17H60ZM60 18H58V19H60ZM228 18V19H227ZM240 18V17H239ZM250 18H252L251 16L249 17V19ZM254 18V19H255ZM2 19V18H1ZM2 19V20H3ZM72 19V18H71ZM76 19H77V15H76ZM91 19V18H90ZM119 19V18H118ZM132 19V18H131ZM159 19V18H158ZM262 19H264V17L262 18ZM163 20H161V21H163ZM227 20H229V21H227ZM243 20V19H242ZM241 20V21H242ZM5 21V20H4ZM41 21V20H40ZM55 20L53 19V22H54ZM71 21V20H70ZM75 20H73V22H74ZM99 20H97L96 22H98ZM115 21V20H114ZM127 21V22H128ZM158 21V20H157ZM159 21H160V19H159ZM158 21V22H159ZM249 21V20H248ZM251 21V20H250ZM249 21V22H250ZM10 22V23H11ZM38 22V21H37ZM48 22H49V20H48ZM53 22H52V26H53ZM96 22H95V24H96ZM227 22H229V24H230V27H229V25H228V23ZM236 22V21H235ZM234 22V23H235ZM238 22H239V20H238ZM260 22H262V20H260ZM27 23V22H26ZM32 23H33V21H32ZM78 23V22H77ZM84 23V22H83ZM126 23V22H125ZM160 23V22H159ZM167 23H165V24H167ZM243 24V23H245V20H244V22L242 21V22H240V24ZM263 23V22H262ZM5 24V23H4ZM14 24V23H13ZM13 24H11V26L13 25ZM19 22H18V25L17 26H15L16 27V29H17V27L19 26ZM46 24V23H45ZM44 24V25H45ZM60 24V23H59ZM98 24V23H97ZM143 24V25H142ZM235 24H237V23H235ZM254 24H255V22H254ZM7 25V24H6ZM64 25V24H63ZM79 25V24H78ZM148 25V24H147ZM146 25V26H147ZM262 25V24H261ZM14 26V25H13ZM24 26H25V24H24ZM32 26V25H31ZM43 26V25H42ZM55 26V25H54ZM71 26V25H70ZM73 26V25H72ZM119 26H121V25H119ZM122 26H124V25H122ZM146 26H143V27H146ZM150 26H151V24H150ZM158 26H159V24H158ZM162 25H160L159 27H161ZM169 26V25H168ZM239 26V25H238ZM241 26V25H240ZM249 27V25H246V27ZM20 27V26H19ZM57 27V26H56ZM61 27V26H60ZM97 27H98V25H97ZM125 27V26H124ZM129 27V26H128ZM149 27V26H148ZM153 27V26H152ZM163 27H164V25H163ZM169 27V28H170ZM235 27V26H234ZM242 27V26H241ZM254 27V26H253ZM13 28V34H15L14 33V31H16V30H14L15 28L14 27H12ZM53 28H55V27H53ZM154 28H158L157 26L156 27H154ZM165 28H168L167 26H165ZM164 28V29H165ZM237 28V27H236ZM235 28V29H236ZM245 28V27H244ZM251 27H249V29H250ZM11 29V28H10ZM23 29V28H22ZM39 29V28H38ZM56 29V28H55ZM126 29V28H125ZM164 29H162V30H164ZM171 29V28H170ZM246 29V28H245ZM7 30V29H6ZM19 29H17V32H16V35H14L13 37L14 38H8V40H10V41H8L9 43H8V45H6L5 47H7V49H5L1 44H0V59L2 60L3 58H7V59H11L12 61H13V57H18V59H22V61H20V63H18V59H16V60H14L16 63H18V70H19V72H20V74L19 73H17L18 75L16 76V77H12L13 76V74H11V72L12 73H14L12 70H8L7 71V73H9V74H7L6 72H4L5 74H7V75H10L9 76V78L10 77H12L13 78V80H14V78L16 79L17 77H19V75H20V77L22 78V80H19V79H21L20 77L18 78V80L20 81L19 83L21 84V85H18V86H21L22 88H21V90H20V88L18 87H16V89H19V91H21V93H23V96H24V94L26 95V96H29L28 94L29 93H31V92H33L34 91V94L33 93H31V94H33V96L32 97H30L29 99H28V101H26V102H24L22 105H25L24 107H22V105H20V104H18V106H21L20 108L22 109V108H24V110L22 111V112H24V114H22L21 115V113L19 112V116L20 117H18V116H14V117H18L19 119L18 120H21L20 118H22L24 115H26V113L27 112H29V114L27 113V118H28V115L29 116H31V118H32V116L36 113V114H38V113H40L39 111H38V109H39V107L41 106V104H42V102L44 101V100H47V98H45V96L50 92L49 91V87L48 86H46L45 85V82H44V77H43V75H42V72H43V70H42V72H41V75H37L36 73H39V71L37 72L36 71V73H35V69L33 70L34 72L33 73H31L30 74V71L29 70H31V72H32V65H34V64H36L37 63V61L39 60L38 58V60H36V57L39 55H37V56H35L34 54H36V53H38V52H34L33 53V55L31 56V55H29V56H27L25 53L23 54V55H20V56H18V54H20L19 52H20V43L22 42V38H24L25 37V35L26 34H24L23 32V34L24 35H22V34H19V37H17V33H20L19 31H18ZM24 30H26L25 28H24ZM28 30V29H27ZM69 30V29H68ZM143 29H141V31H142ZM149 30H150V28H149ZM154 30V29H153ZM166 30H169V29H166ZM165 30V31H166ZM173 30V31H174ZM240 30V29H239ZM239 30H238V32H239ZM244 30V29H243ZM0 31H1V29H0ZM10 31V30H9ZM20 31H22L21 29H20ZM57 31V30H56ZM72 31V30H71ZM150 31H152V30H150ZM157 31H159L160 32V29H158V30H156V32ZM170 31V30H169ZM5 32V31H4ZM7 32V31H6ZM5 32V33H6ZM58 32V31H57ZM235 32H236V30H235ZM242 32H244V31H242ZM241 32V33H242ZM251 32V31H250ZM9 34L11 33V31L10 32H8ZM55 32L53 31V34H54ZM58 33H60V30H59V32ZM90 33V32H89ZM144 33V32H143ZM146 33V32H145ZM158 33V32H157ZM156 33V34H157ZM166 33V32H165ZM240 33V34H241ZM245 33V32H244ZM255 33V32H254ZM41 34V33H40ZM39 34V35H40ZM85 34V33H84ZM158 34H160V33H158ZM179 34V33H178ZM177 34V35H178ZM235 34H237V32L235 33ZM239 34V33H238ZM252 34V33H251ZM256 34V33H255ZM254 34V35H255ZM12 35V34H11ZM20 35H22V36H24V37H22V36H20ZM47 35V34H46ZM56 35H58V34H56ZM107 35V34H106ZM155 35V34H154ZM172 35H173V32H172ZM249 35H250V33H249ZM253 35V34H252ZM3 36V35H2ZM6 36V35H5ZM54 36V35H53ZM65 36H66V34H65ZM104 36V35H103ZM153 35H151L150 37H152ZM158 36V35H157ZM163 36V35H162ZM162 36H160V37H162ZM180 36V35H179ZM240 36V35H239ZM246 36H247V34H246ZM4 37V36H3ZM8 37V36H7ZM11 37V36H10ZM60 37V36H59ZM105 37V36H104ZM141 37V36H140ZM155 36H153L152 38H154ZM159 37V38H160ZM250 37H253V36H250ZM1 38V37H0ZM63 38V37H62ZM147 37H145V39H146ZM149 38V37H148ZM158 38V37H157ZM164 38V37H163ZM162 38V39H163ZM187 38H189V37H187ZM262 38V37H261ZM58 39H61V38H58ZM82 39V38H81ZM172 39V38H171ZM178 39H181V36H180V38H178ZM252 39V38H251ZM31 40V39H30ZM43 40V39H42ZM57 40V39H56ZM68 40V39H67ZM123 40H124V38H123ZM126 40H127V38H126ZM142 40H143V38H142ZM155 40V39H154ZM158 40H161V39H157V42H158ZM170 40V39H169ZM187 40V39H186ZM250 40V39H249ZM256 40V38L254 39V41ZM259 40V39H258ZM5 41V40H4ZM28 41V40H27ZM101 41H102V38H101ZM137 41H138V43H137ZM178 41V40H177ZM190 41V40H189ZM257 41V40H256ZM260 41H261V39H260ZM2 42V41H1ZM42 42V41H41ZM45 42H47V41H45ZM57 42V41H56ZM61 42V41H60ZM124 42H125V40H124ZM154 43L156 42V40L155 41H153ZM153 42H151V43H153ZM194 41H192L191 43H193ZM263 42V41H262ZM61 43H64V41H62ZM126 43V42H125ZM153 43V44H154ZM160 43H163V42H160ZM159 43V44H160ZM186 43H188V42H186ZM198 43V42H197ZM251 43V42H250ZM25 44V43H24ZM60 44V43H59ZM66 44V43H65ZM69 43H67V45H68ZM116 44V43H115ZM180 44V43H179ZM195 44V43H194ZM241 44H242V42H241ZM254 44V43H253ZM252 44V46H249V48L250 47H254L255 48V46ZM260 44V43H259ZM54 45V44H53ZM64 45V44H63ZM125 45V44H124ZM141 45H144V44H141ZM176 45H178V44H176ZM190 45V44H189ZM196 45V44H195ZM199 45H201V44H199ZM198 45V46H199ZM249 45V44H248ZM261 45V44H260ZM22 46H23V44H22ZM45 46V45H44ZM73 46H74V44H73ZM78 46H79V44H78ZM139 46V45H138ZM179 46V45H178ZM194 46V45H193ZM192 46V47H193ZM243 46V45H242ZM176 47V46H175ZM183 47V46H182ZM181 47V48H182ZM189 47H191V46H189ZM260 47V46H259ZM61 48V47H60ZM65 48H67V47H65ZM169 48V47H168ZM196 48V47H195ZM198 48V47H197ZM207 48V47H206ZM249 48L247 49V51L249 50ZM262 48V47H261ZM176 49H178V48H176ZM191 49V48H190ZM250 49H253V48H250ZM259 49V48H258ZM257 49V50H258ZM73 50H74V47H73ZM136 50V51H135ZM173 50H174V47H173ZM188 50V49H187ZM203 50H204V48H203ZM245 50V49H244ZM31 51V50H30ZM36 51V50H35ZM64 51V50H63ZM66 51V50H65ZM122 51V50H121ZM139 51V50H138ZM182 51V50H181ZM200 51V50H199ZM69 52H72V51H69ZM69 52H68V55H69ZM73 52H75V51H73ZM96 52H97V54H98V49L96 50ZM173 52V51H172ZM174 52H175V50H174ZM177 52V51H176ZM197 52V51H196ZM200 52H202V51H200ZM260 52V51H259ZM76 53V52H75ZM78 53V52H77ZM87 53V52H86ZM89 53V52H88ZM95 53V52H94ZM122 53V52H121ZM154 53H156V51L154 52ZM153 53V54H154ZM191 53V52H190ZM246 53H248V52H246ZM255 53V51L252 53V54H254ZM96 54V53H95ZM200 54V53H199ZM199 54H197V55H199ZM12 55H13V57H12ZM70 55H73L72 53L70 54ZM75 55L76 54H74V57H75ZM123 55V54H122ZM202 55H203V53H202ZM212 55V56H213ZM31 56V57H30ZM133 56V57H132ZM141 56V55H140ZM153 56V55H152ZM185 56H186V54H185ZM13 59H12V58ZM39 57V56H38ZM69 57V56H68ZM67 57V58H68ZM73 57V56H72ZM142 57V56H141ZM206 57H207V54H206ZM71 58V56L69 57V59ZM137 58V57H136ZM183 58V57H182ZM202 58V57H201ZM204 58V57H203ZM209 58V57H208ZM208 58H207V60H208ZM263 58V57H262ZM154 59H156V55L154 56V58H153V60L152 61H154ZM190 59V58H189ZM4 60H6V59H4ZM4 60H2L3 62H5ZM68 60V59H67ZM66 60V61H67ZM142 60V59H141ZM206 60V59H205ZM204 60V61H205ZM206 60V65H208V61ZM211 60V59H210ZM8 61V60H7ZM13 61V62H14ZM30 61H32V65L30 66V64H31V62ZM41 61V60H40ZM40 61H38V63L40 62ZM68 61H70V60H68ZM79 61V60H78ZM103 61V60H102ZM138 61H140V60H138ZM25 62V63H24ZM75 62V61H74ZM105 62V61H104ZM199 62V61H198ZM12 63V62H11ZM11 63H9V65L11 64ZM37 63V64H38ZM41 63V62H40ZM130 63V64H129ZM134 63V62H133ZM132 63V64H133ZM201 63V62H200ZM211 63H209V65L211 64ZM261 63H262V61H261ZM12 64H14V66H16L15 65V63H12ZM11 64V65H12ZM25 64V65H24ZM138 64V63H137ZM7 64H5V66H6ZM10 65V66H11ZM42 65V64H41ZM60 65V64H59ZM68 65H70L69 67H71V61H70V63L68 64ZM117 65V64H116ZM198 65V64H197ZM196 65V66H197ZM218 65V64H217ZM4 66V67H5ZM8 66V65H7ZM6 66V67H7ZM27 67V69H26V67ZM148 66V65H147ZM166 66V65H165ZM200 66V65H199ZM204 66V65H203ZM32 67V68H31ZM61 67V66H60ZM67 67V66H66ZM74 67V66H73ZM104 67V66H103ZM136 67H138V66H136ZM151 67V66H150ZM185 67V66H184ZM211 67V66H210ZM209 67V68H210ZM8 68V67H7ZM12 68H14L13 67V65H12ZM40 68H41V66H40ZM39 67L37 68V69H40ZM154 68H155V65H154ZM154 68H153V64H152V69L153 70H150V71H148L147 72V74L148 73H154ZM189 68V67H188ZM5 69V68H4ZM9 69V68H8ZM29 69V70H28ZM72 70H74L73 68H71ZM128 70H129V68H127ZM143 69V68H142ZM186 69V68H185ZM212 69V73H213V68H211ZM215 69L216 68H214V72H215ZM7 69H5V71H6ZM14 70H16V69H14ZM125 70V71H124ZM131 70V69H130ZM201 70H202V68H201ZM204 70V69H203ZM209 70V69H208ZM9 71H11V72H9ZM54 71V70H53ZM66 71V70H65ZM71 71V70H70ZM168 71V70H167ZM211 71V70H210ZM209 71V73H211ZM15 72H18V71H15ZM72 72V71H71ZM74 72V71H73ZM80 72H81V75H80V73H79V76H81V77H84V78H87L89 75H91L90 73H89V70H88V67H87V63H86V60L85 61H81L80 62ZM198 72V71H197ZM203 72V71H202ZM205 72H207V71H205ZM2 73V72H1ZM4 73H3V75H4ZM63 73H65V72H63ZM76 73H77V71H76ZM76 73H74V79L76 80V82H78L79 83V85L78 86H80V87H78L79 88V90L80 91H78V92H80V95L77 97V99H76V103L74 104V106H73V108H71L72 110H71V116L70 115H68V116H70V121H69V123H68V132H69V134H70V136H71V141H72V145H73V147L75 148V150H77V151H75L74 149V151H75V153H77V152H79L80 154H79V159H80V156H84V153L86 154V152H85V149H86V147H88V145H86V146H84L85 144L83 143V144H81V142H80V140H78V137H79V135H81L80 134V132L82 131V120H81V118L79 117L80 115H79V109H81V102H83L84 101V98L86 99L87 97H91V98H93L94 99V94H95V92H96V90H98L99 88H96V89H89L88 87H86V86H84L83 84H81V82H80V77H78V75L76 74ZM94 73V72H93ZM129 73V72H128ZM193 73V72H192ZM200 74H201V72H199ZM198 73V74H199ZM208 73V72H207ZM207 73H205V75L207 74ZM209 73H208V75H209ZM211 73V74H212ZM215 73H217V71L215 72ZM15 74V73H14ZM56 74V73H55ZM132 74V73H131ZM146 74V73H145ZM177 74V73H176ZM3 75H1L3 78H6L7 77V79H8V76H3ZM59 75V74H58ZM93 75V74H92ZM140 75V74H139ZM174 75V74H173ZM191 75V74H190ZM195 75H197V74H195ZM195 75H193V76H195ZM204 75V76H205ZM217 75L218 74H216V77H217ZM50 76V75H49ZM57 76V75H56ZM98 76V75H97ZM123 76V77H122ZM146 76H149V75H146ZM160 76V75H159ZM165 76V75H164ZM180 77V75L179 74H177V76L176 77ZM198 77H199V75H197ZM203 76V75H202ZM210 76V75H209ZM209 76H207V77H209ZM213 76V75H212ZM212 76H210V77H212ZM215 76V75H214ZM214 76H213V79H214ZM72 77V76H71ZM122 77V78H121ZM126 77H128L127 75H126ZM174 77V76H173ZM191 77H192V75H191ZM48 78V77H47ZM128 78H130V77H128ZM127 78V79H128ZM164 78V77H163ZM195 78V77H194ZM220 78H215V79H219L220 80ZM59 79V78H58ZM132 79V78H131ZM131 79H129V82H130V80ZM169 79V78H168ZM177 79V78H176ZM179 79V80H178ZM177 80L179 81L178 83L180 84V78H178ZM192 79V78H191ZM208 79H211V78H208ZM207 79V80H208ZM213 79H212V81H213ZM215 79H214V81H215ZM1 80H3L2 78L0 79V82H1ZM6 80V79H5ZM4 80V81H5ZM11 80V79H10ZM17 80V81H18ZM97 80V79H96ZM205 80V79H204ZM207 80H205L206 82L205 83H207ZM16 81V80H15ZM159 81V80H158ZM161 81H162V79H161ZM165 81H166V79H165ZM172 81H174V80H172ZM209 81V80H208ZM211 81V80H210ZM216 81H218V80H216ZM3 82V81H2ZM1 82V83H2ZM48 82V81H47ZM75 82V81H74ZM75 82V83H76ZM119 82V83H118ZM122 82V81H121ZM140 82V81H139ZM164 82V81H163ZM168 82V81H167ZM183 82H184V80H183ZM193 82V81H192ZM204 81H202L201 83H203ZM221 82H222V84H224L223 83V81L221 80ZM4 83V82H3ZM73 83V82H72ZM92 83V82H91ZM132 83H133V81H132ZM134 83H135V81H134ZM142 84H143V82H141ZM160 85H161V83L160 82H158ZM158 83H156V84H158ZM169 83H170V81H169ZM177 83V84H178ZM205 83H204V85H205ZM5 84V83H4ZM17 84V83H16ZM117 84V85H116ZM122 84V83H121ZM138 84V83H137ZM153 84V83H152ZM158 84V85H159ZM193 84V83H192ZM192 84H190V85H192ZM222 84H221V86H222ZM159 85V86H160ZM165 85V84H164ZM190 85H189V87H190ZM197 85V84H196ZM200 85H202V84H199V86H197V88L198 87H200ZM210 84H209V82H208V86H209ZM235 85V86H234ZM242 85V84H241ZM2 86V85H1ZM6 86V85H5ZM103 86H105L106 88H104ZM108 85L106 84V85H104L103 83H102V86H101V89L100 90H102V87H103V91L102 92H107V87ZM128 86V85H127ZM138 86V85H137ZM147 86H149V85H147ZM154 86V85H153ZM158 86V87H159ZM169 86V85H168ZM175 86V85H174ZM178 86V85H177ZM180 86H182L181 84H180ZM180 86H178L179 88H180ZM194 86V85H193ZM203 86V85H202ZM202 86L199 88V90L202 88ZM207 86V87H208ZM220 86V87H221ZM7 87V86H6ZM114 87V86H113ZM125 87V86H124ZM165 87V86H164ZM195 87V86H194ZM204 88H206V85L205 86H203ZM211 87V86H210ZM227 87V86H226ZM232 87V88H233ZM239 88L241 87L240 85L238 86ZM5 88V87H4ZM12 88H14V87H12ZM115 88V87H114ZM149 88H151V87H149ZM183 88H186V87H183ZM197 88H194L195 90L197 89ZM221 88H225V87H221ZM245 88V87H244ZM152 89V88H151ZM156 89V88H155ZM191 89V88H190ZM203 89V88H202ZM207 89V88H206ZM222 89V90H223ZM230 89H231V87H230ZM238 89V88H237ZM1 90V89H0ZM7 90H9V88L7 89ZM100 90H99V94H100ZM109 90H111V88L110 89H108V91ZM112 90H113V88H112ZM134 90V89H133ZM154 90V89H153ZM160 90V92L163 90H161V89H159ZM177 90H178V88H177ZM177 90H176V92L175 93H177ZM183 91V93H185V95H186V93H187V95L186 96H183V97H188L189 98V102H190V100H193V99H190L191 97L193 98L194 96L196 97V98H199L198 96H197V93H196V91H194V90H192V91H189V88H188V90L186 91V92H184V89H182ZM198 90V89H197ZM198 90V91H199ZM226 90V89H225ZM228 90V89H227ZM234 90H236V89H233V92H234ZM248 90V89H247ZM246 90V91H247ZM14 91H16V90H14ZM19 91L18 92H13V91H8V94L7 95H10V93L9 92H12V93H15L17 96H15V97H18L19 99H20V96L22 95L21 93H20V95H18V93H19ZM156 92H159V91H157V90H155ZM164 91H166V90H164ZM169 91V90H168ZM189 91V92H188ZM204 91V90H203ZM206 91V90H205ZM3 94H2V93ZM96 92V94L98 95V93ZM102 92H101V94H102ZM154 92V91H153ZM155 92V93H156ZM159 92V93H160ZM163 92V91H162ZM180 92V90L178 91V93ZM237 92V91H236ZM248 92V91H247ZM7 93V92H6ZM11 93V94H12ZM94 93V94H93ZM170 93V92H169ZM169 93H164L163 92V94H168V96H170L169 95ZM172 93V92H171ZM177 93V94H178ZM181 93V92H180ZM183 93H181V94H183ZM210 93V92H209ZM223 93V92H222ZM254 93V92H253ZM69 94V93H68ZM93 94V95H92ZM103 94H105V93H103ZM199 94H200V92H199ZM201 94H202V91H201ZM205 94V92L202 94L203 96H205L204 95ZM224 94H225V92H224ZM223 94V95H224ZM234 94V93H233ZM1 95H2V97H1ZM6 94H5V92H3V91H0V101H2L3 99H5V97L3 98V96H5ZM76 95V94H75ZM174 95V94H173ZM179 95V94H178ZM207 95V94H206ZM226 95V94H225ZM224 95V96H225ZM11 96V95H10ZM13 96H14V94H13ZM13 96L11 97L12 98V103H13V101H14V99H13ZM60 96V95H59ZM93 96V97H92ZM157 96V95H156ZM160 96H163V95H160ZM159 96V97H160ZM167 96V95H166ZM172 96V95H171ZM241 96H242V94H241ZM176 98V100H177V97H179V96H175ZM182 97V98H183ZM194 97V98H195ZM226 97H228L227 98V100L228 99H231L232 98V95H229V96H227L226 95ZM226 97H222V98H226ZM230 97V98H229ZM233 97H234V95H233ZM249 97V96H248ZM3 98V99H2ZM6 98H7V96H6ZM10 98V99H11ZM21 98H22V96H21ZM59 98H61V97H59ZM75 98V97H74ZM156 98V97H155ZM163 98V97H162ZM169 98V97H168ZM213 98V97H212ZM250 98H251V96H250ZM249 98V99H250ZM19 99H17L18 101H19ZM62 99V98H61ZM87 99H89V98H87ZM86 99V100H87ZM105 98H101V99H99V100H97L95 103H93L94 105H92V106H90V109L88 110V114L86 115V117H87V119L85 120L86 121V123L88 122V123H90V122H92V119L91 118H93V117H95L96 116V113H100V111H106V113L109 111L108 110V107H107V100L105 101L104 100ZM163 99H165V98H163ZM184 99H186V98H184ZM6 100H8V98L7 99H5L4 100V102H6ZM16 100V99H15ZM16 100V101H17ZM24 100V99H23ZM92 100V99H91ZM90 100V101H91ZM104 100V101H103ZM146 100V99H145ZM168 100V99H167ZM173 100V99H172ZM10 101V102H11ZM16 101H15V106L17 107V103H16ZM20 101H22V100H20ZM89 101V100H88ZM101 101H103V102H101ZM187 100H185L184 102H186ZM197 101H200L199 99L197 100ZM221 101H223L222 99H221ZM229 101V100H228ZM232 101V100H231ZM247 101H248V99H247ZM252 101V100H251ZM98 102H99V105H98ZM182 102H183V99H182ZM188 102V103H189ZM194 102H196V100L194 99ZM225 102V101H224ZM262 102V101H261ZM3 103V101L1 102V104ZM19 103H21V102H19ZM51 103V102H50ZM83 103H86V102H83ZM103 103V104H102ZM164 103V102H163ZM176 103V102H175ZM187 103V104H188ZM191 103H192V101H191ZM226 103V102H225ZM233 103V102H232ZM252 103V102H251ZM3 104H5V103H3ZM2 104V105H3ZM102 104V105H101ZM186 104V105H187ZM197 104V103H196ZM219 104V103H218ZM222 103L220 102V105H221ZM224 104V103H223ZM227 104V103H226ZM13 105V104H12ZM40 105V106H39ZM46 105H47V103H46ZM162 105V104H161ZM191 104L189 103V105H187V106H190ZM252 105V104H251ZM1 106V105H0ZM63 106V105H62ZM83 106H84V104H83ZM165 106V105H164ZM172 105H170V107H171ZM192 107L194 106L195 107V104H193V105H191ZM217 106V107H216ZM215 106V108H217V110H219L218 108V105H216ZM226 106V105H225ZM225 106L223 105V107L225 108ZM12 107V106H11ZM16 107H13V108H15L16 109ZM161 107V106H160ZM212 107H213V105H212ZM212 107H210V109L212 108ZM4 108V107H3ZM2 108V109H3ZM10 108V107H9ZM19 108V107H18ZM41 108V107H40ZM48 108H50L49 106H48ZM57 108H59V107H57ZM83 108V107H82ZM86 108V107H85ZM173 108V107H172ZM185 108V107H184ZM187 108V107H186ZM214 108V109H215ZM221 108V107H220ZM258 108V107H257ZM10 109H12V108H10ZM21 109H20V111H21ZM56 109V108H55ZM66 109V108H65ZM151 110V111H153V113H154V111H156V115H158V120L155 122V127L153 128L154 130H155V132H158L159 134H160V136H161V139L160 140H158V142H156L154 145H152L151 147H152V151L153 152H155V153H157L158 155H159V157H160V155H161V158L160 159H162L163 161H166V160H164L163 158L165 157L166 159H167V157L170 159V157H169V155H171L172 153H171V143L169 144V148L166 146V141H167V139L169 138L168 136H169V132H170V129L168 128V127H171V126H169V121L172 119L170 116H169V114H168V110L166 109V108H164L163 109V111H161V110H159V105L157 104V103H152L151 104V106L150 107H148V108H146V110ZM183 109V107L181 108V110ZM189 109H191V108H187V114L188 113H190V111H189ZM194 109V108H193ZM195 109H196V107H195ZM244 109H245V107H244ZM13 111H14V109H12ZM17 110L18 109H16L15 111L16 112H12L11 111V114H13V113H15V115H16V113H17ZM40 110V109H39ZM47 110V109H46ZM82 110V109H81ZM84 110V109H83ZM132 110V109H131ZM177 110V109H176ZM221 110V109H220ZM130 111V110H129ZM158 111V112H157ZM192 111V110H191ZM198 111H201V109L200 110H198ZM212 111V110H211ZM223 111V110H222ZM252 111V110H251ZM9 112V111H8ZM42 112H44V111H42ZM41 112V113H42ZM113 112H115L114 110H111V113H113ZM185 112V111H184ZM184 112H182V113H184ZM193 112V111H192ZM195 112H196V110H195ZM216 112V111H215ZM219 112V111H218ZM230 112H231V109H230ZM229 112V113H230ZM3 113H4V111H3ZM10 113V112H9ZM80 113H82V112H80ZM152 113V114H153ZM179 113V112H178ZM181 113V114H182ZM201 113V112H200ZM207 114L209 113V112H206ZM206 113H205V115H206ZM211 113V112H210ZM209 113V114H210ZM221 113V112H220ZM224 113V112H223ZM46 114V113H45ZM69 114V113H68ZM117 114V113H116ZM155 114V113H154ZM203 114V113H202ZM208 114V115H209ZM213 114H214V112H213ZM213 114H210V115H213ZM218 114V113H217ZM237 114V113H236ZM8 115V120L10 121V118H9V115L10 114H7ZM18 115V114H17ZM82 115V114H81ZM175 115V114H174ZM177 115V114H176ZM186 115V114H185ZM2 116V115H1ZM0 116V117H1ZM13 116L11 115V118L12 119H15V120H12L11 119V121H14V123L15 122H17L18 120H17V118H13ZM50 116V115H49ZM107 116V115H106ZM155 116V115H154ZM182 116V115H181ZM183 116H184V114H183ZM187 116V115H186ZM200 116V115H199ZM216 116V115H215ZM7 117V116H6ZM34 117V116H33ZM36 117V116H35ZM46 117H47V115H46ZM97 117V116H96ZM210 117V116H209ZM214 117V116H213ZM213 117H211V118H213ZM217 117V120H218V117H219V119H220V116H216ZM222 117V116H221ZM251 117H254V116H251ZM4 118V117H3ZM3 118L1 117L0 118V122H1V120H2V122H5L6 123V121H3ZM26 117H25V119H27ZM31 118L29 117L28 118V120H26L27 121V123H28V127L30 128H28L27 126H25V124L23 125V126H25V127H27L28 129H25V127L23 128V129H25L26 131L28 130H31L32 128L30 127V125H32V124H30L29 123V120H31ZM37 118H38V116H37ZM154 118V117H153ZM174 118H176V117H174ZM183 118V117H182ZM185 118V120H186V118L187 117H184ZM202 118V117H201ZM243 118V117H242ZM255 118V117H254ZM7 119V118H6ZM23 119V118H22ZM33 120V122H34V118H32ZM44 119H45V117H44ZM54 119V118H53ZM65 119V118H64ZM170 119V120H169ZM199 119V118H198ZM206 119H208V117L206 118ZM205 119V120H206ZM210 119V118H209ZM4 120H5V118H4ZM40 120H42V118L40 119ZM47 120V119H46ZM103 120V119H102ZM154 120V119H153ZM215 120V119H214ZM230 120V119H229ZM10 121V122H11ZM24 121V120H23ZM26 121H24V123L26 122ZM53 121V120H52ZM55 121V120H54ZM64 121V120H63ZM66 121V120H65ZM98 121V120H97ZM208 121V120H207ZM262 121V120H261ZM1 122V123H2ZM10 122H7V123H10ZM21 122V121H20ZM19 122V123H20ZM32 122V123H33ZM39 122V121H38ZM51 122V121H50ZM199 122H200V120H199ZM198 122V123H199ZM202 122V121H201ZM204 122V121H203ZM213 121H211V123H212ZM235 122V121H234ZM233 122V123H234ZM251 122V121H250ZM6 123V124H7ZM11 123H13V122H11ZM13 123V124H14ZM18 123V124H19ZM44 123V122H43ZM48 123V122H47ZM65 124H67V122H64ZM118 123V122H117ZM180 123H182V122H180ZM205 123H206V121H205ZM210 123V122H209ZM214 124H215V121L213 122ZM4 124V123H3ZM2 124V125H3ZM6 124H5V126H6ZM20 124H23L22 122L20 123ZM30 124V125H29ZM37 124H39V123H37ZM45 124H46V121H45ZM196 124H197V122H196ZM200 124H202V123H200ZM200 124H198L199 125V127H200ZM243 124V123H242ZM263 125H264V123H262ZM1 125V124H0ZM1 125V126H2ZM10 125H12V124H7V126L9 127ZM17 125V124H16ZM27 125V124H26ZM61 125V124H60ZM84 125V124H83ZM117 125V124H116ZM153 125V126H154ZM186 125V124H185ZM194 125V124H193ZM198 125L196 126V128L198 129V130H196V131H198V132H201L200 130H199V128H198ZM204 125V124H203ZM206 125V124H205ZM254 125V124H253ZM258 125H259V123H258ZM13 126V125H12ZM11 126V127H12ZM22 126V125H21ZM45 126V125H44ZM43 126V127H44ZM47 126V125H46ZM45 126V127H46ZM49 126V125H48ZM47 126V127H48ZM51 126V125H50ZM176 126V125H175ZM195 126V125H194ZM215 126L216 125H214V127H212V130L211 131H213V128H215ZM245 126V125H244ZM10 127V128H11ZM14 127H16V126H14ZM17 127H18V125H17ZM16 127V128H17ZM39 127V126H38ZM46 127V128H47ZM54 127V126H53ZM109 127V126H108ZM149 127V126H148ZM263 127V126H262ZM2 128V127H1ZM0 128V129H1ZM5 130H6V128L5 127H3ZM9 128V129H10ZM15 128V129H16ZM178 128V127H177ZM180 129H181V127H179ZM203 128V127H202ZM206 128V127H205ZM216 128H219L218 126H216ZM221 128V127H220ZM2 130V131H4V132H7V130L5 131V130ZM13 129V128H12ZM14 129V131H16ZM18 129V128H17ZM53 129V128H52ZM118 129V128H117ZM149 129V128H148ZM152 129V128H151ZM190 129H193V128H189L188 130L190 131ZM210 129H211V127H210ZM245 129V128H244ZM11 130V129H10ZM19 130H22V129H19ZM17 131L16 132V134L14 133V132H7L8 134H9V137H10V135L12 136L13 134L14 135H16L17 136V134H20L19 132H21V131ZM25 130H23V132H22V135H21V137L22 136H25V135H23V134H26V133H24V131ZM47 130V129H46ZM45 129H40L39 130V132H37L35 135H33V137L31 138V140H30V142H27L26 140H23V137L21 138L22 140H23V142L25 141V142H27V146H28V143H29V148H28V150H30V154H29V156L28 155H26V158H28L29 160H28V163H30V164H32L33 166L32 167H34V172H32V173H30V174H28V172H27V170L29 169L28 168V166H25V167H27V169H25L24 167H23V165H22V163L20 164V165H22V167H23V170H25V172H21V169H19L20 167H19V165H17V164H14V162L12 161L13 160V158H14V156H16L17 155V153L16 152H13V147L14 146H16L17 144H14V146H12V148H11V150H12V152L10 153V154H12V153H14V155L13 156H11L10 158H12V160L10 161L9 159V156L7 157L6 155H10V154H8V152H7V154L5 155V157L4 158H7V160H9V162H8V164H9V166L10 165H17V167H19L18 168V170L17 171H20L21 172V174H23V176H21L19 173V175L21 176L20 178H19V182L17 181V180H15V182L16 183H19L14 189H13V191L15 192H13L12 193V195H10V188L8 187V186H10L9 184L11 183L10 182V180H9V177H8V179H6V177L9 175H11V174H8L7 176L6 175H4V174H2V173H0V181L2 182L3 181V179H4V182H2V183H0V188H1V190H0V201L2 202V204H1V206H11V203H13V204H15V206H18V205H20V204H22V202H24V201H27V199H29V198H33V199H37V200H40L41 202H45V203H48L49 204V208L47 209V206H46V208L44 209V212H46L47 213V218L46 219H44L43 218V216H42V212L40 211V210H37V211H25L23 208H19V210H16L13 214H11V219L9 220V221H7L6 223L4 222L2 225L0 224V228L2 227V229H3V231H6V230H8L10 227H12L13 229H20L21 230V232H22V235H21V238L20 239H23L24 238V236L25 235H29L30 233H32L33 235H30V237L29 238H32V244L33 245H39V244H41L42 245V243L44 242V241H46V240H49L50 241V247L53 249V251L51 252V253H54V254H56V258H58L57 257V254L58 253H61V256H62V258H60V262L59 261H56L55 260V258L52 260V262L53 263H42L41 261H42V259L43 258H45V256H46V254H47V252L45 251V246H40V247H38V249H35L34 250V252L33 253H28V251H24L23 253L24 254H26L25 256H24V259H17V260H13V262L12 263H5V264H62L61 262H62V260H63V263H67V264H76V262H75V260H73V258L74 257H72V252H73V249H71V246L69 245V243L71 242L72 244H74L75 243V241H76V239H77V236H78V232H77V226L75 227V228H72V230L70 229V227H69V221H67V222H65V219H66V214L62 211V209H61V207L58 205V202H61L66 196H64V193H65V189L63 188L64 187V185L69 181V177L66 175V174H60V172L58 171V168H59V166H61V161H62V157L61 158H56L57 156H58V152H55V153H53L52 154V152L54 151V148H56V143L58 144V142L56 141V139L55 140H51V138L52 139H54V138H56L55 136H57L56 134L55 135H53L52 133H50V135H49V138L47 137L46 138V136H45V133H47V131H46ZM55 128H54V132H55ZM83 130H86V129H83ZM90 130V129H89ZM172 130H173V128H172ZM177 130V129H176ZM179 130V129H178ZM204 130V129H203ZM202 130V131H203ZM216 130V129H215ZM214 130V131H215ZM242 130V129H241ZM248 130V129H247ZM2 131H0V132H2ZM9 131V130H8ZM13 131V130H12ZM36 131V130H35ZM35 131H32L31 130V132H35ZM116 131V130H115ZM214 131H213V133H214ZM226 131V130H225ZM228 131V130H227ZM243 131V130H242ZM250 131V130H249ZM3 132V134H5ZM49 132V131H48ZM52 132V131H51ZM66 132V131H65ZM85 132V131H84ZM223 132V131H222ZM240 132V131H239ZM256 132V131H255ZM261 132V131H260ZM6 133V134H7ZM30 132H27V134L29 135V136H27V137H29L30 138V134H29ZM87 133V132H86ZM103 133V132H102ZM117 133V132H116ZM148 133V132H147ZM146 133V134H147ZM150 133H151V131H150ZM170 133H172V131L170 132ZM187 133V132H186ZM191 133V132H190ZM197 133V132H196ZM203 133H204V131H203ZM207 133V132H206ZM212 133V132H211ZM218 133H219V131H218ZM245 133V132H244ZM243 133V134H244ZM247 134H248V132H246ZM251 133V136H252V132H250ZM1 134V133H0ZM6 134L3 136L2 134V138H5V136H6ZM33 133H31V135H32ZM38 134V135H37ZM79 134V135H78ZM84 134V133H83ZM82 134V135H83ZM88 134V133H87ZM93 134H94V131H93ZM112 134V133H111ZM126 134V133H125ZM145 134V135H146ZM166 134H168L167 136H166ZM179 134V133H178ZM201 135H202V132L200 133ZM242 134V135H243ZM253 134H254V131H253ZM259 134V133H258ZM47 135H48V133H47ZM63 135V134H62ZM77 135H78V137H77ZM84 135H86V134H84ZM190 135H192V133L190 134ZM193 135H194V133H193ZM208 135V134H207ZM213 135V134H212ZM215 135H217V132H216V134ZM238 135V134H237ZM256 135V134H255ZM51 136V137H50ZM90 136V135H89ZM95 136V135H94ZM154 136V135H153ZM172 136V135H171ZM177 136V135H176ZM175 136V137H176ZM183 136V135H182ZM195 136V135H194ZM197 136V135H196ZM195 136V137H196ZM199 136V135H198ZM197 136V137H198ZM211 136V135H210ZM249 135H247V137H248ZM260 136V135H259ZM8 137V138H9ZM13 137H15V136H13ZM13 137H11V140L13 139ZM45 138V140H44V138ZM81 137V136H80ZM80 137H79V139H80ZM87 137V136H86ZM96 137V136H95ZM110 137V136H109ZM128 137H129V141H128V144H129V147H130V149L132 150V151H135L136 152V154L138 153V155H141V153H139V152H141V150L139 149V141H140V134L138 133V132H135V131H130V133H129V135H128ZM186 137H188V136H186ZM196 137V138H197ZM208 137V136H207ZM7 137L5 138V141H7V139H8ZM16 138V137H15ZM14 138V139H15ZM17 138L19 139V137L17 136ZM59 138V137H58ZM90 138V137H89ZM92 138V137H91ZM119 138H121V136L119 137ZM153 138V137H152ZM174 138V137H173ZM209 138V137H208ZM207 138V139H208ZM236 138H239V137H236ZM10 139V138H9ZM8 139V144L5 146L4 144H5V141L2 139V141H3V143H2V146L4 145V148L6 147L7 148V146L10 144V140ZM13 139V140H14ZM21 139H19V140H21ZM82 139V138H81ZM85 139V138H84ZM83 139V140H84ZM94 139V138H93ZM93 139H91V141H93ZM154 139V138H153ZM188 139V138H187ZM239 139H241V138H239ZM239 139H236V140H239ZM250 139V138H249ZM252 139V138H251ZM261 138H259V140H260ZM90 139H88V141H89ZM110 140V139H109ZM170 140V139H169ZM184 140V139H183ZM226 140V139H225ZM234 140H235V138H234ZM235 140V141H236ZM245 140H247V138L245 139ZM1 140H0V145H1V142H2ZM66 141V140H65ZM91 141H90V143H91ZM156 141V140H155ZM247 141H249V140H247ZM118 142V141H117ZM127 142V141H126ZM184 142H185V140H184ZM195 142V141H194ZM207 142H208V140H207ZM89 143V144H90ZM152 143V142H151ZM169 143V142H168ZM183 143V142H182ZM186 144H187V142H185ZM206 143V142H205ZM237 143V142H236ZM241 143V142H240ZM250 143V142H249ZM258 143H260L261 144V142H258ZM13 144V142H11V145ZM92 144H94V143H92ZM121 144V143H120ZM145 144V143H144ZM208 144H209V142H208ZM234 144V143H233ZM245 144V143H244ZM243 144V145H244ZM263 144V143H262ZM10 145V146H11ZM18 145H20V147L22 148V146H24L25 145V143H24V145L22 144V142H21V144H18ZM17 145V146H18ZM119 145V144H118ZM173 145V144H172ZM191 145H192V143H191ZM232 145V144H231ZM240 145V144H239ZM256 145H258L257 143H256ZM1 146V149L3 148ZM17 146L15 147L16 148V150H17ZM60 146V145H59ZM92 146V145H91ZM188 146H190L189 145V142H188ZM209 146V145H208ZM213 146V145H212ZM233 146V145H232ZM234 146H237V145H235L234 144ZM248 146V145H247ZM255 146V145H254ZM9 147V146H8ZM20 147H19V149H20ZM25 147V146H24ZM85 147V148H84ZM90 147V146H89ZM88 147V148H89ZM120 147V146H119ZM185 147H186V145H185ZM191 147V146H190ZM189 147V148H190ZM238 147V146H237ZM246 147V146H245ZM259 147H261L262 148V146H260L259 145ZM259 147H258V149H259ZM6 148H5V150H6ZM15 148H14V150H15ZM26 148V147H25ZM24 148V149H25ZM91 148V147H90ZM104 149H105V147H103ZM191 148H193V147H191ZM214 148V147H213ZM236 148V147H235ZM239 148H241V147H239ZM238 148V149H239ZM255 149H256V147H254ZM0 149V150H1ZM7 149H9V148H7ZM95 149V148H94ZM127 149V148H126ZM145 149V148H144ZM184 149V148H183ZM230 149V148H229ZM257 149V151H259ZM4 150V149H3ZM3 150H1L2 152H4ZM10 150V149H9ZM8 150V151H9ZM15 150V151H16ZM28 150H26L27 152H29ZM32 150V151H31ZM65 150H66V148H65ZM125 150V149H124ZM186 150H188V149H186ZM20 151H22V149L20 150ZM19 151V152H20ZM68 151V150H67ZM105 151H106V149H105ZM138 151V152H137ZM183 151V150H182ZM197 151V150H196ZM256 151V150H255ZM263 151V150H262ZM6 152V151H5ZM25 152V150L23 151V153ZM189 152L192 154V150L190 151L189 150ZM220 152V151H219ZM237 152H238V150H237ZM241 152V151H240ZM260 152H261V150H260ZM15 153H16V155H15ZM23 153H18V154H20V157H23V159L25 160V153H24V155L22 156V154ZM69 153H70V151H69ZM75 153H71L72 155L74 154L75 155ZM182 153V152H181ZM189 153V154H190ZM216 153V152H215ZM225 153V152H224ZM255 153V152H254ZM264 153V152H263ZM4 154V153H3ZM3 154L1 155V153H0V155L1 156H3ZM27 154V153H26ZM188 154V155H189ZM196 154V153H195ZM202 154V153H201ZM234 154V153H233ZM69 155V154H68ZM146 155V154H145ZM148 155V154H147ZM183 155H184V153H183ZM182 155V156H183ZM187 155V156H188ZM193 155V154H192ZM221 155V154H220ZM223 155V154H222ZM221 155V156H222ZM255 155H258V154H255ZM262 152H261V157H260V159H263L264 158V156H263V158H262ZM28 156V157H27ZM111 156V155H110ZM127 156V155H126ZM126 156H125V158H126ZM258 156H260V154L258 155ZM18 157V156H17ZM19 157V158H20ZM76 157V156H75ZM86 157V156H85ZM97 157V156H96ZM109 157V156H108ZM123 157V156H122ZM128 157H129V155H128ZM141 157V156H140ZM150 157V156H149ZM163 157V158H162ZM174 157V156H173ZM193 157H194V155H193ZM192 157V158H193ZM240 157V156H239ZM244 157V156H243ZM0 158H3V157H0ZM9 158V159H8ZM16 158V157H15ZM15 158H14V160H15ZM89 157H87V159H88ZM111 158V157H110ZM191 158V159H192ZM206 158V157H205ZM213 158V157H212ZM242 158V157H241ZM254 158V157H253ZM67 159V158H66ZM84 159V158H83ZM86 158H85V160H87ZM106 159V158H105ZM116 159V158H115ZM123 159H124V157H123ZM122 159V160H123ZM128 159V158H127ZM151 159V158H150ZM176 159V158H175ZM190 159V158H189ZM255 159V158H254ZM256 159H258V158H256ZM255 159V160H256ZM1 160V159H0ZM20 160V159H19ZM19 160H17V161H19ZM81 160L82 159H80V162L79 163H82V165H81V169H79V171L81 172H79L80 174H81V184H77L78 186L80 185V187H79V190H80V200H81V203H80V205H81V216L79 217V219L81 220L80 221V223H78V225L79 226H83L84 227V230L86 231V233H85V235H86V238H88L89 240H91L92 242H93V240H95V242L94 243H98V240H97V238H98V235H97V230H96V227H95V224L91 221V220H94V219H91V217H92V212L90 211V209L91 208H89L92 204H90V202H89V195H90V189H89V183H88V181H87V179L89 178V176H88V178L86 177V173L88 172L87 170V168L85 167V164H87V163H84V162H87V161H83V162H81ZM114 160V159H113ZM118 160V159H117ZM161 160V161H162ZM202 160V159H201ZM204 160V159H203ZM218 160V159H217ZM220 160V159H219ZM259 160V159H258ZM258 160H257V163H258ZM16 161V162H17ZM21 161H22V159H21ZM131 161V160H130ZM129 161V162H130ZM162 161V163H164ZM183 161V160H182ZM188 161V160H187ZM194 160H192V162H193ZM2 162H4V161H2ZM1 161H0V164L2 163ZM6 162V161H5ZM4 162V163H5ZM12 164H11V163ZM15 162V163H16ZM99 162V161H98ZM106 162V161H105ZM119 162V161H118ZM118 162H116V163H118ZM125 162V161H124ZM132 162V161H131ZM179 162V161H178ZM241 162H243V161H241ZM7 163V162H6ZM5 163V164H6ZM20 163V162H19ZM26 163V162H25ZM127 163V162H126ZM143 163V162H142ZM166 163L168 164V161H166ZM187 163V162H186ZM216 162H214V164H215ZM4 164V165H5ZM125 164V163H124ZM132 164V163H131ZM185 164V163H184ZM235 164V163H234ZM243 164V163H242ZM246 164V163H245ZM261 166H263L264 167V163L263 162H261ZM4 165H1V166H4ZM12 165V166H13ZM26 165V164H25ZM29 165V164H28ZM105 165V164H104ZM126 165H128V164H126ZM157 165V164H156ZM166 165V164H165ZM191 166H192V164H190ZM189 165V166H190ZM197 165V164H196ZM203 165V164H202ZM226 165V164H225ZM238 165V164H237ZM240 165V164H239ZM253 165V164H252ZM5 166H7V164L5 165ZM4 166V168L1 170V171H4V169H6V167ZM87 166V165H86ZM107 166H109L108 164H107ZM111 166H112V164H111ZM110 166V167H111ZM115 166V165H114ZM122 166H124V165H122ZM132 166V165H131ZM151 166V165H150ZM188 166V167H189ZM191 166H190V168H191ZM201 166V165H200ZM220 166V165H219ZM8 167V166H7ZM14 167H16V166H14ZM16 167V168H17ZM31 167V166H30ZM78 167H80V166H78ZM89 167V166H88ZM93 167V166H92ZM104 167H106V166H104ZM109 167V168H110ZM116 167H118V166H116ZM115 167V168H116ZM138 167V166H137ZM154 167V166H153ZM161 167V166H160ZM178 167V166H177ZM183 167V166H182ZM188 167H187V169H188ZM218 167V166H217ZM233 167V166H232ZM77 168V167H76ZM75 168V169H76ZM130 168V167H129ZM149 168V167H148ZM147 168V169H148ZM159 168V167H158ZM163 168H165V166L163 167ZM190 168L188 169L189 171H190ZM194 168V167H193ZM219 168V167H218ZM222 168V167H221ZM251 168H253V167H251ZM0 169H1V167H0ZM90 169V168H89ZM111 169V168H110ZM127 169V168H126ZM215 169V168H214ZM7 171H8V169H6ZM30 170V169H29ZM66 170V169H65ZM116 170H118V168L116 169ZM130 170H131V168H130ZM133 170H134V168H133ZM132 170V171H133ZM191 170H193L192 168H191ZM200 170V169H199ZM218 170V169H217ZM233 170V169H232ZM243 170V169H242ZM247 170V169H246ZM0 171V172H1ZM87 171V172H86ZM102 171V170H101ZM108 171V170H107ZM122 171V170H121ZM145 171V170H144ZM155 171V170H154ZM163 171V170H162ZM194 171V170H193ZM227 171H228V169H227ZM235 171V170H234ZM239 171V170H238ZM16 172V171H15ZM109 172V171H108ZM117 172V171H116ZM115 172V173H116ZM120 172V171H119ZM128 172V171H127ZM140 172V171H139ZM147 172V171H146ZM146 172H144V173H146ZM170 172V171H169ZM187 172V171H186ZM192 172V171H191ZM243 172V171H242ZM3 173H5V172H3ZM13 173V172H12ZM17 173V172H16ZM103 173H104V171H103ZM151 173V172H150ZM164 173H166V171L164 172ZM163 173V174H164ZM179 173V172H178ZM187 173H189V172H187ZM206 173V172H205ZM222 173V172H221ZM236 173V172H235ZM244 173V172H243ZM246 173V172H245ZM252 173V172H251ZM261 173V172H260ZM259 173V174H260ZM7 174V173H6ZM17 174V175H18ZM102 174V173H101ZM111 175L112 174H114V171H113V173L111 172L110 173ZM129 174V173H128ZM135 174V173H134ZM171 174V173H170ZM194 174V176L196 175L195 173H193ZM233 174V173H232ZM247 174V173H246ZM262 174V173H261ZM16 175V176H17ZM78 175V174H77ZM96 175V174H95ZM104 175H105V173H104ZM119 175V174H118ZM150 175V174H149ZM148 175V176H149ZM162 175V174H161ZM161 175H160V177H161ZM204 175V174H203ZM228 175V174H227ZM264 175V174H263ZM66 176V177H65ZM80 176V175H79ZM144 176H145V174H144ZM147 176V175H146ZM170 176V175H169ZM188 176V175H187ZM244 176V175H243ZM253 176V175H252ZM11 177V176H10ZM17 177H19V176H17ZM119 177V176H118ZM120 177H121V172H120ZM159 177V176H158ZM167 177V176H166ZM195 177H197V176H195ZM194 177V178H195ZM217 177V176H216ZM215 177V178H216ZM231 177V176H230ZM250 177V176H249ZM256 177H257V175H256ZM263 177V179H264V176H262L261 175V178ZM112 178H114V177H112ZM129 178V177H128ZM130 178H132V177H130ZM151 178V177H150ZM252 178V177H251ZM258 178V177H257ZM261 178H260V181H261ZM115 179V178H114ZM121 180H122V177L120 178ZM145 179V178H144ZM146 179H147V177H146ZM163 179V178H162ZM173 179V178H172ZM186 179V178H185ZM196 179V178H195ZM211 179V178H210ZM245 179V178H244ZM259 179V178H258ZM13 180V179H12ZM78 180H79V178H78ZM100 180V179H99ZM111 180V179H110ZM118 180V179H117ZM124 180V179H123ZM149 181H150V179H148ZM168 180H169V178H168ZM207 180V179H206ZM236 180V179H235ZM250 180V179H249ZM106 181V180H105ZM108 181V180H107ZM140 181V180H139ZM161 181V180H160ZM174 181H176V180H174ZM178 181H179V179H178ZM189 181V180H188ZM224 181V180H223ZM241 181H242V179H241ZM246 181V180H245ZM252 181H253V178H252ZM256 181H257V179H256ZM260 181H258V182H260ZM14 182V181H13ZM97 182V181H96ZM115 182H116V179H115ZM144 182H146V183H150V182H148V181H145L144 180ZM157 182V181H156ZM173 182V181H172ZM196 182H197V179H196ZM199 182V181H198ZM231 182V181H230ZM57 183L58 184H60V185H63V187H59L60 185H57ZM103 183H105V182H103ZM120 183H123V182H120ZM130 183V182H129ZM166 183V182H165ZM195 183V182H194ZM205 183V182H204ZM208 183V182H207ZM211 183V182H210ZM224 183V182H223ZM242 183V182H241ZM243 183L245 184V182L243 181ZM261 183H264V182H261ZM260 183V184H261ZM114 184V183H113ZM117 184V183H116ZM116 184H115V186H116ZM126 184V183H125ZM153 184V183H152ZM174 184H176L175 182H174ZM191 184V183H190ZM209 184V183H208ZM237 184V183H236ZM243 184V185H244ZM251 184H253V183H251ZM259 184V185H260ZM76 185V186H77ZM100 185V184H99ZM112 185V184H111ZM127 185V184H126ZM136 185V184H135ZM144 185L145 184H143V186L142 187H144ZM171 185V184H170ZM201 185V184H200ZM225 185V184H224ZM239 185H240V183H239ZM238 185V186H239ZM246 185V184H245ZM69 186V185H68ZM114 186V187H115ZM119 187H120V184L118 185ZM134 186V185H133ZM150 186V185H149ZM158 186V185H157ZM173 186V185H172ZM191 186V185H190ZM192 186H194V184L192 185ZM234 186V185H233ZM240 186H242V184L240 185ZM264 186V185H263ZM11 187V186H10ZM100 187V186H99ZM103 187V186H102ZM113 187V186H112ZM128 187V186H127ZM147 187V186H146ZM169 187V186H168ZM194 187H196V186H194ZM207 187V186H206ZM214 187V186H213ZM249 187V186H248ZM254 187V186H253ZM260 187V186H259ZM262 187V186H261ZM118 188V187H117ZM116 188V189H117ZM122 188V187H121ZM120 188V189H121ZM132 188V187H131ZM148 188H150V187H148ZM173 188V187H172ZM193 187H191V189H192ZM237 188V187H236ZM240 188H242V187H240ZM263 189H264V187H262ZM99 189H101V188H99ZM115 189V188H114ZM147 189V188H146ZM156 189V188H155ZM207 189V188H206ZM209 189V188H208ZM212 189V188H211ZM243 189H245V188H243ZM246 189H247V187H246ZM258 189V188H257ZM261 189V188H260ZM78 190V191H79ZM102 190H104V189H102ZM119 190V189H118ZM143 190H144V188H143ZM149 191L151 190V189H148ZM223 190V189H222ZM251 190V189H250ZM188 191H189V188H188ZM192 191V190H191ZM195 191V190H194ZM237 191H238V189H237ZM244 191V190H243ZM255 192L257 191V190H254ZM122 192V191H121ZM126 192H127V190H126ZM138 192V191H137ZM145 192V191H144ZM151 192V191H150ZM193 192V191H192ZM196 192V191H195ZM198 192H199V190H198ZM208 192V191H207ZM229 192V191H228ZM232 192V191H231ZM230 192V193H231ZM251 192V191H250ZM262 192V191H261ZM123 193V192H122ZM147 193H148V191H147ZM166 193V192H165ZM189 193V192H188ZM209 193V192H208ZM218 193V192H217ZM244 193V192H243ZM245 193H246V191H245ZM263 194H264V192H262ZM118 194V193H117ZM119 194H121V193H119ZM125 194V193H124ZM146 194V193H145ZM148 194H150V193H148ZM171 194V193H170ZM194 194V193H193ZM200 194V193H199ZM223 194V193H222ZM237 194V193H236ZM250 194V193H249ZM254 194H256V193H254ZM173 195V194H172ZM180 195V194H179ZM185 195V194H184ZM204 195V194H203ZM202 195V196H203ZM213 195V194H212ZM248 194H246V196H247ZM257 195L258 196H262V194L260 193V194H258V192H257ZM150 196V195H149ZM171 196V195H170ZM220 196V195H219ZM219 196H218V199H219ZM222 196V195H221ZM220 196V197H221ZM228 196V195H227ZM235 196V195H234ZM253 196V195H252ZM257 196V197H258ZM118 197V196H117ZM116 197V198H117ZM121 197V196H120ZM126 197V196H125ZM145 197H147V195H145ZM152 197V196H151ZM175 197V196H174ZM201 197V196H200ZM251 197V196H250ZM250 197H248V198H250ZM255 198H256V196H254ZM148 198V197H147ZM155 198V197H154ZM169 198V197H168ZM222 198V197H221ZM246 199V198H245ZM79 200V201H80ZM120 200V199H119ZM185 200V199H184ZM192 200V199H191ZM206 200V199H205ZM220 200H222V199H220ZM226 200H228V199H226ZM253 200V199H252ZM11 202V203H10ZM76 202V201H75ZM120 202V201H119ZM166 202H167V199H166ZM187 202V201H186ZM189 202V201H188ZM237 202H238V200H237ZM249 202V201H248ZM254 202V204L252 203V209L254 210V212H255V214H257V215H260L261 216V214H263L264 215V196H262V197H260V198H258L257 200H255V201H253ZM30 203H32L33 204V202H30ZM73 203V202H72ZM118 203V202H117ZM124 203V202H123ZM135 203V202H134ZM154 203V202H153ZM160 203V202H159ZM222 203V202H221ZM220 203V204H221ZM225 203H227V202H225ZM27 204V203H26ZM109 204V203H108ZM118 204H120V203H118ZM197 204V203H196ZM122 205H124V204H122L121 203V206ZM150 205V204H149ZM189 205V204H188ZM223 205V204H222ZM9 206V207H10ZM108 206V205H107ZM121 206H117V207H121ZM151 206V205H150ZM184 206V205H183ZM209 206V205H208ZM208 206H206V207H208ZM248 206V205H247ZM92 207V206H91ZM96 208L95 209H97L95 212H96V215H97V217H98V219L100 220V219H102V218H104L105 217V215H104V213L103 212H105V208H104V205L102 204L101 206L99 205V206H95ZM160 207V206H159ZM223 207V206H222ZM249 207V206H248ZM80 208V207H79ZM110 208V207H109ZM239 208V207H238ZM26 209V208H25ZM117 209V208H116ZM207 209V208H206ZM217 209V208H216ZM237 209V208H236ZM249 209V208H248ZM251 209V208H250ZM250 209H249V211H250ZM5 210V209H4ZM8 210V209H7ZM93 210V209H92ZM140 210V209H139ZM146 210V209H145ZM191 210V209H190ZM201 210V209H200ZM221 210V209H220ZM225 210V209H224ZM229 210H231V209H229ZM240 210V209H239ZM238 210V211H239ZM9 211V210H8ZM66 211V210H65ZM114 211V210H113ZM120 211V210H119ZM127 211V210H126ZM167 211V210H166ZM217 211V210H216ZM25 212V213H24ZM107 212V211H106ZM129 212V211H128ZM190 212H192V211H190ZM208 212V211H207ZM222 212V211H221ZM231 212H232V210H231ZM241 212V211H240ZM239 212V213H240ZM94 213V212H93ZM148 213H149V211H148ZM188 213V212H187ZM186 213V214H187ZM214 213V215L216 214L215 212H213ZM219 213V212H218ZM250 213V215L247 217L248 218V221H250V219H249V217L251 216V211L249 212ZM95 214V213H94ZM121 214V213H120ZM129 214V213H128ZM145 214H147V213H145ZM152 214V213H151ZM212 214V213H211ZM231 214H233V213H231ZM241 214V213H240ZM3 215V214H2ZM19 215H21L20 217H19ZM130 215V214H129ZM148 215V214H147ZM195 215V214H194ZM202 215H206V214H202ZM209 215V214H208ZM263 215H262V217H263ZM157 216V215H156ZM161 216V215H160ZM196 216V215H195ZM218 216V215H217ZM216 216V217H217ZM121 217V216H120ZM130 217V216H129ZM144 217H145V215H144ZM150 217V216H149ZM192 217V216H191ZM206 217V216H205ZM204 217V218H205ZM210 217V216H209ZM259 217V216H258ZM9 218V217H8ZM93 218V217H92ZM142 218V217H141ZM145 218H147V217H145ZM144 218V219H145ZM211 218V217H210ZM215 218V217H214ZM214 218H211V219H214ZM240 218H243V216L242 217H240ZM245 218H246V216H245ZM251 218V217H250ZM264 218V217H263ZM1 219V218H0ZM121 219V218H120ZM124 219H126V215H124ZM139 219V218H138ZM143 219V220H144ZM148 219V218H147ZM150 219V218H149ZM211 219H209V220H211ZM217 219V218H216ZM253 219V218H252ZM153 220H154V217H153ZM152 219H151V222H153L154 223V221H153ZM165 220V219H164ZM163 220V221H164ZM240 220V219H239ZM245 219L243 218V221H244ZM120 221V220H119ZM118 221V222H119ZM131 221H134V220H131ZM145 221V220H144ZM231 221H233V220H231ZM242 221V220H241ZM242 221V222H243ZM245 221H247V220H245ZM248 221L247 222H245V223H248ZM252 221V220H251ZM124 222V221H123ZM204 222V221H203ZM203 222H202V224H203ZM262 222H264V221H262ZM122 223V222H121ZM136 223V222H135ZM143 223V222H142ZM146 223V222H145ZM212 223V222H211ZM211 223L209 224V226L211 225ZM222 223V222H221ZM244 223V224H245ZM250 223V222H249ZM107 224V223H106ZM129 224V223H128ZM160 224V223H159ZM218 224V223H217ZM108 225V224H107ZM117 225V224H116ZM133 225V224H132ZM144 226H145V224H143ZM192 225H195V224H192ZM215 225V224H214ZM243 225V224H242ZM4 226V227H3ZM113 226V225H112ZM122 226V225H121ZM128 226V225H127ZM130 226V225H129ZM155 226V225H154ZM158 226H160V225H158ZM163 226V225H162ZM162 226L160 227V228H162ZM245 226H246V224H245ZM244 226V227H245ZM114 227V226H113ZM156 227V226H155ZM154 227V228H155ZM179 227V226H178ZM191 227V226H190ZM195 227V226H194ZM205 227V226H204ZM212 227V226H211ZM247 227V230H248V226H246ZM251 227V226H250ZM103 228V227H102ZM112 228V227H111ZM123 228V227H122ZM124 228L126 229V231H127V229L129 228V227H125L124 226ZM131 228V227H130ZM165 228V227H164ZM218 228V227H217ZM230 228V227H229ZM241 228V227H240ZM258 228L260 229V233H261V231H264V223H261L259 226H258ZM116 229V228H115ZM157 230L159 229V228H156ZM170 229V228H169ZM197 229V228H196ZM129 230V229H128ZM143 230H145V228L143 229ZM155 229H153V231H154ZM163 230V229H162ZM208 230V229H207ZM251 230V229H250ZM132 231V230H131ZM135 231V230H134ZM165 232H166V230H164ZM176 231H177V229H176ZM188 231V230H187ZM209 231V230H208ZM123 232V231H122ZM212 232V231H211ZM214 232V231H213ZM223 232V231H222ZM230 232H232V231H230ZM241 232V231H240ZM250 232H252V231H250ZM99 233V232H98ZM125 233V232H124ZM140 233V232H139ZM155 233H157V231L155 230ZM194 233H195V231H194ZM217 233V232H216ZM238 233H239V231H238ZM127 234V233H126ZM154 234V233H153ZM170 234V233H169ZM186 234V233H185ZM213 234V233H212ZM241 234V233H240ZM252 234V233H251ZM254 234V233H253ZM120 235V232H112V233H110L109 235H108V238L110 239V238H113V237H115V236H119ZM140 235V234H139ZM142 235H144V233L142 234ZM243 235H244V233H243ZM137 236V235H136ZM155 236H157V235H155ZM160 236V235H159ZM240 236V235H239ZM250 236V235H249ZM10 236H8L7 238H9ZM12 237V236H11ZM158 237V236H157ZM156 237V239H158V238H160V237H158L157 238ZM180 237V236H179ZM257 237V236H256ZM16 238V237H15ZM85 238V237H84ZM120 238V237H119ZM143 238V237H142ZM144 238H145V236H144ZM152 238V237H151ZM194 238V237H193ZM234 238V237H233ZM249 238H251V236L249 237ZM87 239V240H88ZM104 239V238H103ZM103 239H101V241L103 240ZM164 240H165V238H163ZM221 239H223V238H221ZM237 239V238H236ZM30 240V239H29ZM96 240H97V242H96ZM106 240V239H105ZM108 240V239H107ZM113 240V239H112ZM128 240V239H127ZM151 240V239H150ZM149 240V241H150ZM190 240V239H189ZM251 240V239H250ZM249 240V241H250ZM154 241V240H153ZM172 241V240H171ZM170 241V242H171ZM216 241V240H215ZM227 241V240H226ZM246 241V240H245ZM244 240L242 241V242H245ZM145 242V241H144ZM152 242V241H151ZM159 242V241H158ZM158 242H156L155 244H157ZM166 242H168V241H165L164 243H166ZM177 242V241H176ZM230 242V241H229ZM248 242V241H247ZM253 242V241H252ZM252 242L250 241V243L252 244ZM46 243V242H45ZM108 243V242H107ZM150 243V242H149ZM152 243H154V242H152ZM164 243H163V246H164ZM214 243V242H213ZM235 243V242H234ZM263 243V242H262ZM4 244V243H3ZM25 244H27V242H21L20 243V246H21V248L22 247H25L24 245ZM29 244V243H28ZM130 244H132V243H130ZM162 244V243H161ZM169 244V243H168ZM167 244V245H168ZM208 244V243H207ZM236 244V243H235ZM237 244H238V242H237ZM236 244V245H237ZM245 244H246V242H245ZM248 244L249 243H247V246H248ZM254 244V243H253ZM91 245V244H90ZM97 245V244H96ZM104 245V244H103ZM125 245H126V243H125ZM129 245V244H128ZM133 245H135V244H133ZM143 245H145V244H143ZM159 245V244H158ZM171 245V244H170ZM198 245V244H197ZM235 245V246H236ZM241 245H242V243H241ZM1 246V245H0ZM8 246V245H7ZM6 246V247H7ZM29 246V245H28ZM112 246H114V245H112ZM137 246V245H136ZM139 246H141V245H139ZM138 246V247H139ZM247 246H244V247H247ZM5 247V248H6ZM106 247V246H105ZM146 247H148V246H146ZM145 247V249L146 250H148V251H150V249H147ZM149 247H150V245H149ZM154 247H155V245H154ZM164 247H166V246H164ZM204 247V246H203ZM226 247V246H225ZM241 247H243V246H241ZM251 247V246H250ZM86 248H87V246H86ZM90 248V247H89ZM144 248V247H143ZM188 248H189V246H188V244L187 245H183L182 247H180V251H181V254L182 255H186V253L188 252ZM248 248V247H247ZM91 249H93V246H92V248ZM90 249V250H91ZM104 249V248H103ZM109 249H111V248H109ZM160 249H162V248H159V250ZM165 249V248H164ZM229 249V248H228ZM234 249V248H233ZM238 249V248H237ZM240 249V248H239ZM89 250V249H88ZM107 250V249H106ZM153 250H155V248L153 249ZM166 250V249H165ZM164 250V251H165ZM169 250V249H168ZM221 250V249H220ZM232 250V249H231ZM248 250V249H247ZM83 251V250H82ZM111 251H112V249H111ZM130 251V250H129ZM132 251H133V249H132ZM135 251V250H134ZM171 251L172 250H170V252H168L169 254L171 253ZM190 251V250H189ZM211 251V250H210ZM242 251V250H241ZM113 252V251H112ZM111 252V253H112ZM120 252V251H119ZM142 252V251H141ZM156 252V251H155ZM166 253H167V251H165ZM164 252V253H165ZM173 252V251H172ZM206 252H207V250H206ZM262 252H263V250H262ZM74 253V252H73ZM89 257L87 258V260H86V263L85 264H94V262L92 263L91 262V260H90V255L91 254H89V251H86L85 252ZM118 253V252H117ZM147 253V252H146ZM149 253V252H148ZM151 253V252H150ZM165 253V254H166ZM225 253V252H224ZM231 253V252H230ZM229 253V254H230ZM235 253V252H234ZM247 253V252H246ZM249 253V252H248ZM247 253V254H248ZM258 253V252H257ZM4 254V253H3ZM23 254V255H24ZM93 254V253H92ZM169 254H167V255H169ZM173 255H174V253H172ZM196 254V253H195ZM211 255L212 254H215V253H213V252H211L210 253ZM252 254H253V252H252ZM251 254V255H252ZM261 254V253H260ZM48 255V254H47ZM109 255V254H108ZM107 255V256H108ZM113 255V254H112ZM181 255V256H182ZM211 255H210V259H211ZM225 255V254H224ZM227 255V254H226ZM250 254H248V256H249ZM110 256H111V254H110ZM150 256H153V255H150ZM170 256V255H169ZM216 256V255H215ZM133 257V256H132ZM149 257V256H148ZM147 257V258H148ZM174 257L175 258H177V256H175L174 255ZM212 257H213V255H212ZM224 257V256H223ZM252 257V256H251ZM260 257V256H259ZM52 258V257H51ZM99 258V257H98ZM170 258H171V256H170ZM185 257H183V259H184ZM218 258V257H217ZM221 258V257H220ZM230 258H231V256H230ZM50 259V258H49ZM110 258H108V260H109ZM123 259V258H122ZM152 259V258H151ZM154 259V258H153ZM152 259V260H153ZM165 259V258H164ZM163 259V260H164ZM173 259V258H172ZM215 259V258H214ZM219 259V258H218ZM226 259H229V257L228 258H226ZM235 259V258H234ZM237 259V258H236ZM235 259V260H236ZM256 259V258H255ZM108 260H106V261H108ZM124 260V259H123ZM203 260V259H202ZM212 260V259H211ZM233 260L232 259V262L234 261L236 264H248L249 262H248V258H246V259H244V258H238V260ZM254 260V259H253ZM7 261V260H6ZM31 261H32V263H31ZM79 261V260H78ZM112 261V260H111ZM126 261V260H125ZM132 261V260H131ZM228 261V260H227ZM231 261V259L229 260V262ZM250 261H251V259H250ZM50 262V261H49ZM179 262V261H178ZM187 262V261H186ZM189 262V261H188ZM188 262H187V264H188ZM193 262H195V260L193 261ZM218 262H219V260H218ZM220 262H222V263H220ZM219 262V264H223V261H220ZM225 262V261H224ZM233 262V263H234ZM253 262V261H252ZM251 262V264H253ZM108 264L110 263V262H107ZM111 263H114V262H111ZM142 263H143V261H142ZM156 263H157V261H156ZM155 263V264H156ZM161 264L163 263L162 261L160 262ZM211 264H214V263H212V262H210ZM228 263V262H227ZM234 263V264H235ZM255 263V262H254ZM257 263H262V262H260V261H258ZM1 264H3V263H1ZM158 264V263H157ZM164 264H166V262L164 263ZM168 264H170V263H168ZM179 264H185V263H182L181 261H180V263ZM209 264V263H208ZM225 264H226V262H225ZM232 264V263H231ZM263 264H264V262H263Z\"/></svg>",
    "mask_w": 264,
    "mask_h": 264
}]
</instances>
